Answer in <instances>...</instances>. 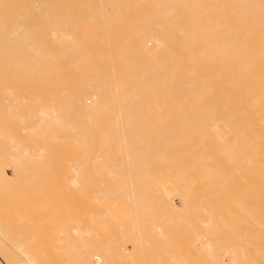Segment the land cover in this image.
<instances>
[{
  "label": "bare ground",
  "instance_id": "1",
  "mask_svg": "<svg viewBox=\"0 0 264 264\" xmlns=\"http://www.w3.org/2000/svg\"><path fill=\"white\" fill-rule=\"evenodd\" d=\"M23 2H24L23 0H0V74H1V69L2 68H4V70L2 72H5V71L9 70L8 67H10V76L13 75L12 77L15 76L17 78H26V80L29 78L31 81L28 80V83L33 82L34 84H36L39 81L38 73L40 72L42 74L40 80L41 79H42V81L45 80L46 84H48L47 88H49L50 87L49 85L52 83V81H49L48 79H50V78L51 79L53 78V79H56V80L58 79V81H56V80L53 81V82H56V83H53V84H56V89L55 90H58V87H59V91H57V92H60V91H62L64 89V87H61V85H63V83L66 80H67L66 83L67 84L69 83L68 82L69 80L65 78L66 76H69L68 78H70V80H71V78H75V80L74 81H70V85H72L71 87L68 84L69 87H70V89L68 90V93H67V89L66 88H65V90H63V91H66V92L62 93V98L55 99V98H51V95H49L51 100L50 101L47 100L48 103L46 102V103L40 104L39 102H37L38 101L37 97H34V100L36 98V100H35L36 102L35 103L36 104L39 103V104H38L37 109H35L34 111L32 110V111L29 112L31 114L27 113L28 112L27 110H29V109H26L25 111L22 110V106L23 105H21L20 110H19L18 107H16L17 105H20V104H17V103H20V102H21V104H24V107H26V108H28V106H27L28 104H25V100H27L26 98L24 99V101H20L22 99H21V97H18V95H16V91H15V95L16 96H14V97H15V99L18 97L16 99V101L17 100L18 101H17V103H15V99H13V97H12L14 95L13 94L14 88H13V90H12V88L11 89L7 88L8 87V82L9 81L11 82V79H9V80L7 79L8 81H5V83H7L6 86H2V84H4V80H0V84H1L0 86L2 88H4V89L1 88V90H0L1 92L0 93L3 95L2 90L3 91L5 90L6 91L4 93L5 96L3 95L4 98L7 95L6 93H8V96H10L11 100L12 99L14 100V103H15V104L13 103L15 105L14 107H16L17 110H19V111L15 110L13 105L10 104V103H12L10 101V99H9L10 103H9L8 100H7L8 102L5 101V99H7L8 96L5 99H3L2 95L0 94V101L1 100L3 101L2 105L5 104L4 106H6L7 109H8V107L9 108L13 107L14 110H15V112L14 111H10L11 109L10 110L9 109L5 110L4 107L2 106L4 110L2 112V116L0 117V120L3 123V124L0 123L1 125H3V126L0 125V264H59V263L60 264H74V263H76V264H106V263H108V261H109L108 258L103 257L102 254L99 255L100 257H94V255H95L94 252L95 251L92 254L91 252L87 251V247H85V245L82 244V247H80L79 246V245H81L80 241H79L80 244L77 243V245H75V246H77V248L80 249L81 252L80 253L78 252V254L74 253L75 255L74 254L72 255V252H74L72 250H74V249H72L70 245H69L70 248H68V243L67 242H69V239H68V241H65V240L61 239L62 237H58L60 239L56 240V242L61 243L62 241H65V243H67L66 249H64L65 252H66V255H65V252L62 251V252H64L63 255H65V256H61V257L52 256L51 254H52L53 251L50 252L49 255L44 254L45 248H47V247L44 248L42 246H39V244H37V246H35V243L31 240V238L33 237L32 239H34V241H35V237L36 236L35 237L34 236L30 237L31 232H33L32 234H34V229H36V227H35V225H36L35 222L36 221L34 222L35 225L32 224L35 228H33L32 229L33 231H31V227H30L29 231H31V232L27 233L28 232V230H27L26 233L29 234V236H27L25 238L26 234L21 229V227H19L20 226L19 224H22V221H20L19 217L24 218L25 215H23L22 212L25 210L26 207L24 209H23V207L25 205L29 204V199L25 200V201H27L26 202L27 204H24L25 201L22 202L24 205H22V203H21V205H19L20 204V202H19L20 200L17 201L18 206H20V207L15 206V205L14 206L11 205L13 207H16L15 209L13 208L14 210L11 208V206H9V204H10L9 202H7V204H8L7 207L4 205V204H6L5 203L6 201H4V200L8 201V199L5 198V197H7L5 195H8L6 193H9V191H10L9 188H7V190H6V187L10 186L9 184H7V182L10 180V177H9V179H7L6 173L4 172V169H3L4 166L2 167V165H4V163H5L4 161H6V164L10 165L8 167H12L11 165H13L14 163L13 164H8L7 163L9 161L11 162V159H13L12 162L14 161L15 163L17 162V161H15V159H20V160L24 159V161L25 160L29 161L33 157H34L33 160L34 159L36 160V158H37L36 161H38V159H40V158L42 159L41 153H42V155H44L43 156L44 160L46 158L49 159V157L52 156V154H53L52 153L53 150L55 152H57L58 148H55L56 146L54 147V145L56 143H59L60 140H62V143L66 140L67 141V145L66 146H68V143H69V145L72 146V144H74V142L82 144V143H87L86 141L90 140V142H92L93 147L91 146L92 149L89 148L90 150L88 151L89 152L88 153L89 154L88 157H90L89 158V162H91V158H93V156L95 157V155H98V154L100 155V153H101L102 157L107 159V155L110 154V153H108L109 151L111 152L113 150V153H114L115 152L114 150H117L119 152H121V150H123L120 153L121 154V158L119 160L127 162V163L124 162L126 165L125 164H123V165L127 169L128 173H130L129 171L133 172L134 170L137 171V169H139V167L135 164V162H137V164L138 163L141 164L140 162H144V160L148 161L152 157L150 160L154 164V163H157V161L158 162L161 161L162 159L161 160H159V159L162 158V156H163V158H165V153L167 155L168 154L167 152H171V151L167 150L168 148H166L167 152L165 151V153H163L165 149L163 150V148H161V147H164V146H161L158 149V147L156 148V146H160V145L156 144V146H153V145H155V143L152 145L150 140H154V139H156V140H164L165 143L166 142L170 143V145L172 143L174 144L176 142L178 143V142H186V141L188 142L189 141L188 143L191 142V144L193 146H195V147L197 146V148L194 147L195 150L196 149L197 150L201 149L202 153H203V151L206 150V149L204 150V148L202 150V148L200 146L198 148V145H197L203 139H195V140L191 139L190 137H188V135H189L188 133H191V132L182 133L181 132V128H182L181 125L169 126L168 128H166L167 131L164 132L165 135L162 136V137H155V138L152 137V135L154 134V131H153V128H152V126L154 127V125H152L153 124L152 122H154V120L152 121V118L154 117V114L152 113L153 116H150V117L146 116L145 115V113L147 111L146 109H152L151 111L154 112L153 111L154 109H161V108H164V109H167V110H180V109L182 110V108L185 107V106H187V107H189L191 109H200V108H202V109L203 108H205V109H209V108L214 109L215 108L217 110V108H218V110H219V108L220 109L222 108L221 110H223V111H224L223 108H229L230 110L229 109L228 110L225 109L226 110V111H224L225 115H226V112H229V114L231 115L230 111H232V110L235 111L234 115H236V116H238L236 113H238V111L241 110L242 111L241 118L244 117V118L247 119L246 116L248 115L249 120L245 121V123H244L243 118L242 119L240 118L241 120H243V124H242V126H239L240 123H238L237 127L238 128L241 127V128H239V131L236 130V129H233V127L235 128L236 123H234L235 125L233 126V122H231L230 119H228V120L231 123L229 121H227V119H225V122L229 123V124L227 123V125H226L227 127L231 124L230 127H228V128H231L230 130L233 129L234 131H232V132L237 131L238 133L237 132H235V133H237V134L240 133L241 134L242 132L240 130H244V129L247 128V131L249 133L246 134V135H245V133H242L243 135L240 138V142L239 143L236 142L237 144L236 143L234 144L232 142L233 138H231L232 137V135H231L228 145L224 146L223 145L224 142L222 143L223 147L221 148V152L226 154V156H227V154L231 155L232 153L235 154V155L237 154V156L234 155L235 157H238L239 155H241L244 159H246V160L243 161V163L244 162L246 163V161H247L249 163L248 166L251 165L250 168L252 166H254L253 168L256 167L255 170H256V172L258 171V173L260 172L259 170H262V173L260 172L261 175H258V176H260L259 177L260 180L257 181V183H256V185L254 187H253V184H252V188L255 190V194L257 193L256 191H258V194H259V191H260V195H261V192H262V195H261L262 198H259L260 196L258 194H256L257 197H258L256 199H259L260 201L262 199V203H264V195H263L264 194V175H263L264 174V128H263V123H264V0H153L152 1V5L156 7L155 8V14L140 17V19L136 23H133V24L130 25V28H131L130 32H128L127 34H121V35L118 34L116 36H113L111 40H110L111 36L107 34L109 32H104L105 35L104 34H100V35H96V36L90 35V37H82V36L80 37L79 35L74 33L72 31L73 28L77 27V26H80V24L82 23L83 20H88L90 18L95 19L96 17L90 16L87 13L78 14V13L74 12L72 9H66V10H63V11H56V9H59V5L63 2V0H29L27 2V4L30 3V5L32 7H35V9H34L35 12H36L35 16L40 19V21H37V22H34V23L29 21L28 17L32 18V14L30 13V11H27L25 9V4H23ZM90 20H92V19H90ZM167 27H171V28H173V30L168 33L167 30H166ZM47 28H51V29L47 31L46 30ZM34 29H41V31L35 32V31H33ZM124 35H126V36L124 37ZM104 44H112V45H114L115 46L114 47L115 48V52L113 54L98 55L97 56V60L99 61L100 59H103L104 63L99 64L101 68L93 70V68L96 65V63L93 61V58H92L91 54L89 53V49L90 48H97L98 46H103ZM35 76L37 78V81L35 80L36 83L34 82V79H32V77H35ZM46 79L48 80V82L46 81ZM60 80H61V83L59 85L57 82H60ZM42 81H41V83H43ZM45 82H44V84H45ZM72 82H75L74 85H73ZM33 83H31V84H33ZM66 83H64V84H66ZM67 84L64 85V86L68 88ZM9 87H10V85H9ZM42 87H44V90L46 89V86H41V88ZM5 88H7L8 90L10 89V93L12 92V94L7 92V89H5ZM51 88L53 89V86L50 87L49 89H51ZM53 90H51L52 92L49 93V90L47 89L46 90V91H48L47 94H52ZM41 92H43V91L41 90ZM45 94H46V92L44 94L42 93V95H45ZM54 94H52V95H54ZM42 95H39L40 100H44L45 99L44 98L45 96H42ZM57 95H59V93L56 94L55 97H57ZM39 97H38V99H39ZM41 97H43L44 99L41 98ZM4 101L7 103V105H6V103ZM31 103H33V102H31ZM33 106H32V109H34ZM36 106H34V107L36 108ZM0 107H1V104H0ZM109 110H112V112L113 111H116V112L112 113ZM144 110H145V112H144ZM211 110H210V112L212 113ZM221 110H219L220 112L219 111L218 112L220 114L222 112V114H223V111H221ZM0 111H1V108H0ZM93 111H95L96 117H91V118L88 119L89 114H92V113L94 114ZM105 111L111 113L112 116H111L110 119H107V120H105L106 118L102 119L103 115H102V117H100V113L103 112L101 114H104ZM245 111L248 112L250 115L249 114L246 115ZM10 112H14V114L13 115L11 114L12 115L11 116ZM97 112H98V114H97ZM107 112L104 114L105 116L106 115L108 116ZM121 112H123V114ZM128 112L130 114H132L131 115L132 117L127 114ZM141 112H143L144 114H142ZM179 112H181V111H179ZM210 112L208 114H206V112L204 111V113L206 115H209ZM218 112L216 114H218ZM240 112H239V117L241 115ZM5 113H6V116L9 114L10 117L13 118L11 120H14L16 114H17V116L20 117V119L24 120V121L21 122L20 119H18V121H20V123L19 122L18 123L16 122V123L18 125V124H22L24 122V124L26 125V126L23 125L24 127L23 126H19V132H21L20 129H22V128L26 129V132H25L24 135H23L24 131L21 132L22 134L18 135V137L24 136L23 137V141H21V142L23 143V142L27 141V143H28V144L26 143L27 146L25 145V143H23L25 146H20L19 144H22V143L18 144V142H15V140L17 138L16 137L17 134H20V133H17L18 132L17 131L18 128H17V130L12 131L11 129H13V128L6 127V126L4 127L5 121H9V119H10L9 116H7L8 119H4V117H6V116H3V115H5ZM24 113L28 114L27 117H26V115H24ZM110 113H109V115H110ZM114 113L115 114L117 113L118 115L114 116L113 115ZM133 113L135 114V116H134ZM243 113L245 114V116H243ZM125 114L128 115V116H125ZM139 114H142V115H139ZM213 114H211V115L213 116ZM216 114H214V116H218L219 115V114L218 115H216ZM97 115L99 117H97ZM144 115L146 117H149V119L145 118ZM147 115H150V114H147ZM221 115H219V116H221ZM225 115L224 116L222 115V117L226 118ZM234 115H233V118H232L233 121H234V118H235ZM142 116H144V117H142ZM209 116H207V117H209ZM227 116H229V115H227ZM19 117H17V118H19ZM108 117H110V116H108ZM190 117H193V116L190 115ZM222 117H221V119H222ZM150 118H151V120H150ZM229 118H231V117H229ZM99 119H102L103 121L101 120V122H100ZM129 119L134 121V123H132V125H131V123L129 125V123L126 122V120L128 121ZM146 119H147V122L149 124H147L146 121H145L146 122V124H145V122L143 121V120H146ZM174 119L182 120L183 116L179 115V116L174 117ZM211 119H215L214 121H216L219 118L217 119V117H214V118H211ZM108 120H109L110 123L106 122ZM133 121H131V122H133ZM221 121H224V120L222 119ZM221 121L218 122L219 123L218 125L222 124ZM97 122H99L100 125L101 124L102 125L101 126L98 125ZM102 122H104V123L106 122L108 124H103ZM210 122L211 121L209 120V124H211ZM246 122H248V126H247ZM12 124H13V121H12ZM145 125H151L150 129H152V130L149 131V126L147 127ZM226 126L224 124V126H222V127L225 128ZM231 126H233V127H231ZM3 127H4V129H3ZM20 127H22V128H20ZM6 128L7 129L10 128L9 130H11V132H13V133L16 132L17 134L15 133L14 137H13V133L10 136H9V134L7 136H5L6 134L4 135V132L6 131ZM146 128H147V130H146ZM193 128L195 129V126ZM228 128L225 129V130L228 131ZM194 129H192V130H194ZM27 130H29L30 135L32 134V132H34L36 130V132H34V134H32L33 137H35V141H34V138H32L31 140H28V139L26 140V135L29 134V133L27 134V132H28ZM144 130L146 131V133L148 131L149 132L146 134L144 132ZM185 130H187V129H185ZM7 132H9V131L7 130ZM229 132H231V131H229ZM217 134H219V133L217 132L216 135ZM220 134L218 136L221 137L222 135H220ZM232 134H234V133H232ZM41 135H44V136L41 137ZM228 136H229V134H228ZM239 137L240 136H237V138H239ZM18 139L19 138H17V141L20 142V140L22 138L20 140H18ZM29 139H30V137H29ZM43 139H44V141H43L44 144L42 143ZM227 139H229V138H227ZM203 141L201 143H203ZM219 141H221V140H219ZM225 141H226V137H225ZM29 142H31V143H29ZM33 142H37V143L35 144ZM38 142H41V144L38 145L39 144ZM70 142H71V144H70ZM142 142L148 143V147L146 146L145 149H142L143 148L142 146H145ZM47 143H48L49 146L53 145V147L48 148L49 146L47 145ZM50 143H53V144L50 145ZM62 143L60 141L59 144L65 145L64 143L63 144ZM59 144H56V145L59 146ZM85 145H84L85 148H83V146L82 147L79 146V147L81 149H83V150L85 149V152H87V150H88V149H86L87 145L86 146ZM89 145H91V144H89ZM66 146H64V148H68L69 147V149H72V148H70V146H68V147H66ZM75 146L78 149V146L76 144H74V147ZM95 146H97L98 148H95ZM110 146H112V148ZM133 146H137V147L141 146V147L140 148L131 149V147H133ZM189 146L190 145H188V147ZM204 146H205V144H204ZM150 147L153 150L149 149L150 150L149 152L145 151V150H147ZM206 147H208L209 150H210V148H213V146L212 147L206 146ZM214 147H216V146H214ZM61 148H63V147L61 146ZM155 148L157 149V151L159 150L158 152H161L163 155L158 153L159 157L161 155L162 156L160 158L157 156L158 157V158L156 157L157 160H155L153 162V160H154L153 157H155L157 155V152H155L156 151ZM81 149H79V150H81ZM232 149H235V150L231 153ZM79 150H78V153L76 152L77 150H75V149H74L75 152L73 151V149L72 150H68V151L65 152L67 155L69 154L68 156L70 157V159L72 158L71 161L73 162V164H75L74 161H76L78 158H79V160H77L76 162L80 161L81 159L83 160V158H87L86 154H81V152L83 153V150L80 151V152H79ZM182 150H184L186 152V153L185 152H183V153L187 154V152H188L190 155H191V153L189 151H191V152L193 151L194 153H192V154L194 156H198V153H196L197 150L195 151V150H193V148L192 149L190 148L189 151H186L185 149H182ZM71 151L74 152L73 153L74 154V159L72 157L73 154H72ZM173 151H175V149H173ZM208 151L205 152V155H203V157L207 155L208 158H209L208 160L210 161V159H211L212 162L215 163L214 157L212 158L209 155L210 153L208 154ZM213 151H214V149H213ZM213 151H212V153H213ZM96 152H98V154H95ZM150 152H153L156 155L153 156L154 154L152 153V155H151ZM177 152H179V154H180V151H177ZM198 152H200V150ZM6 153H8L9 156ZM46 153L48 155L50 154V156H48ZM57 153H59V152H57ZM57 153H55V154L57 155ZM60 153L62 154V158L61 159L57 158L58 159L57 161L65 159V156H64L65 153H63L62 151ZM60 153H59V158L61 156ZM70 153H71V155H70ZM75 153L79 154V156L81 155L82 158H81V156L77 158V155ZM113 153L111 152V156L110 157L112 158L113 156H116V158H117L119 154L117 153V155L116 154L114 155ZM174 153L176 154V152H174ZM195 153H196V155H195ZM55 154H53L54 157H50V158L51 159L54 158L55 161H56ZM104 154H106L105 155L106 157L104 156ZM146 154H148V155H146ZM170 154H172V152ZM45 155H47L46 158H45ZM99 155L97 157L98 158H102ZM232 155L230 157L227 156V157H229V159L227 157L225 159H228V160H231V161L235 160V159L241 160V156H239L240 158H234ZM5 156H6V158L9 159L8 161H7V159L3 158ZM68 156H67V159H68ZM147 156H148V158H147ZM149 156H151V157H149ZM168 156H166V158ZM178 156L181 157L180 155H178ZM186 156H188V155H186ZM199 156H202L201 153H200ZM199 156L198 157H193V156L190 157L189 156V159L190 158L192 159V157H193V159L194 158H199L200 159L201 157H199ZM214 156H215V154H214ZM9 157H14V158L10 159ZM75 157L77 158L76 160H75ZM97 157H95V159H97ZM170 157H172L171 158V160H172V159H174L177 156L174 157V155L172 154V156L170 155ZM231 157H233L234 159H232ZM2 158L4 160H2ZM116 158L114 157V160L111 159L110 161H112V160L115 161ZM182 158H183V155H182ZM48 159H46L47 164H49L50 161H51V159L50 160H48ZM53 160H52V162H53ZM85 160H83V161H85ZM94 160H92V161H94ZM119 160L115 161L116 162L115 166L118 163L121 164V162H119ZM131 160H133V162H132V164H130V166L133 165V163L135 164V166L132 167V170H131V167L127 166V164L131 163ZM163 160L167 161L166 159H163ZM171 160L168 157V161H171ZM194 160H192V161H194ZM205 160L207 162V159L203 158V161H201V164L203 162H205ZM2 161L4 163H2ZM87 161H88V159L85 162L86 164L83 163V162H82V164H81V162H80V164L76 163L75 166L73 167V169L75 167H77L78 165H80V166L82 165L81 167H83V164H85L87 166V164H88ZM99 161H97L96 165H94V163H92V165H93L92 167H95V169H93V170H96V168H97L96 166H97ZM103 161H104V162H102L103 168H105V167L107 168V166H110V163L107 162L109 164V165H107V164H104V163H106V161L104 159H103ZM128 161H130V162L128 163ZM181 161L183 162V160H181ZM188 162H190V161H188ZM222 162L221 161L217 162L218 164L216 163V165H219V163H222ZM235 162H236V160H235ZM237 162H239V161H237ZM241 162H242V160H241ZM27 163L29 164V162H27ZM31 163H34V164H32L31 166L26 164V166L28 165L26 168L32 167L34 165L36 166L37 162L33 161ZM111 163H113V162H111ZM172 163H173V161H172ZM190 163H188V164H190ZM192 163L195 164L196 161H194ZM192 163H191V165H192ZM207 163H209V162H207ZM230 163H232V162H230ZM243 163H242V165H243L242 169L244 170V166L245 165ZM6 164H5V166H7ZM39 164L41 165V163H37V166ZM45 164L46 163H44L43 165H45ZM113 164H112V166H113ZM145 164H146V162H145ZM145 164L143 165V163H142V165L146 166V168H147L148 165H145ZM147 164H149V163H147ZM161 164H163V163L160 162V165ZM168 164L171 167V164L170 163H168ZM173 164H172V167L174 168L175 165H173ZM182 164H184V163H181V165ZM198 164H200V163H198ZM201 164H200V166H204V165H201ZM43 165H41V166L43 167ZM104 165H105V167H104ZM164 165H166V163ZM233 165H234V163H233ZM41 166H39V167H41ZM46 166H48V165H46ZM71 166H72V163H71ZM80 166H79V168H81ZM152 166L155 167L154 165H152ZM156 166L158 168L160 167V170H161V166H159V163ZM180 166H179V168H180ZM183 166H185V165H183ZM188 166H185V170H184V167H181V168H183V172L182 173L180 172V173L183 174V175L186 173V172L184 173V171H188L187 173H189L192 170L193 166H191V169L189 168L190 170H186V169H188V168H186ZM213 166H215V164ZM231 166H232V164H231ZM50 167L51 166L49 165L48 168H50ZM92 167H88V169L89 168L92 169ZM99 167H100V169H99ZM122 167H120L119 171H117L119 168L115 167L116 171H117L116 173L117 174L119 172L123 173L122 176L125 178V180H122L123 177H120V178H121V181H122L123 185L125 187H127V188L124 187V188L120 189V188H118L116 186L117 189L113 188L112 190H110V188L108 187L109 188L108 190H105L104 192H100V193H103L101 195H103L104 199H107V196H108L109 197L108 200H109L110 196H113V194L119 189L118 191H122L124 196L127 199L133 200V198H135V195L137 197V194H136L137 191H135L137 188H135V190H133L131 188V186L133 185L134 182H137L136 185L138 184L137 186H139L138 190H140V187L144 188V190H145L146 186H147V185H145L147 183V180L148 179L151 180L153 176H156V175L158 176V174L154 175L153 171L157 170L160 173L163 171V170L159 171L158 168H156V167L155 168L152 167L153 170H152V168H150V171L152 170V175L150 173H148V172H147V174L143 173L142 174V178L146 177L148 179L147 180L143 179V181H142V178H141V180H140V181H142V183H141L140 181L138 182V180H137L141 176L138 177L137 175H140L139 173H142V172H139V171L144 170L143 168H145V167H143L142 169L140 168L141 170L137 171V172H139L138 174H136L135 171L132 173V174L135 173V177H133L134 175H132V177L135 178L136 181H134L132 183V185H131V182H132V180L130 178L131 175L127 174L126 171L123 170L124 168H122ZM149 167H151V165H149ZM172 167L171 168L168 167V170L169 169L172 170ZM199 167L196 165V168H199ZM207 167H208V165H207ZM209 167H212V166L209 165ZM219 167L221 168L220 165H219ZM234 167L237 168L238 166L234 165ZM13 168H15V166H13ZM13 168H12V170H13ZM32 168L35 170V167H32ZM32 168H31V170L33 171ZM52 168H54V167H52ZM101 168H102L101 166H98V168H97V170L95 172H98V171L103 169V168L102 169ZM111 168H114V166L111 167ZM111 168H109V167L107 168L109 173H110L109 175H111V172L113 173V170H115V169L112 170ZM121 168H122V170H121ZM129 168H130V170H128ZM181 168H180V170H181ZM193 168H195V165H194ZM203 168L202 169L204 171H202V169L200 170V172L202 171V175H203V172H206V170H208V169H206V166H204ZM217 168H216V170H217ZM236 168H233V169L237 170ZM42 169L45 170L46 172H49V170H50V169H48V171H47V169L41 168L40 170L42 172H39L40 176L43 173ZM76 169H74L72 172H74ZM230 169H232V167ZM247 169H248V167L245 170H247ZM22 170L20 171L19 167H18V170L16 168V171L18 172V174H19V171H20V173L23 172V171L24 172L26 171V170H23V171ZM81 170H83V169H81ZM81 170L80 171L76 170L74 173L75 174H79L77 172H81L82 173V172L85 171V170H83V171H81ZM170 170H169V172H172ZM210 170L207 171V172H212ZM216 170L214 172L215 175H216V172L217 173L219 172L218 170L217 171ZM225 170H226V168H225ZM235 170L234 171L233 170H229V171L227 170V171L229 172L228 174L230 175V173H232L230 171H233L235 173ZM238 170L239 171H237V172L239 173L241 171V169H238ZM69 171L71 172V170H69ZM105 171H107V170L105 169ZM146 171H147V169H146ZM146 171H144V172H146ZM173 171L175 173V171H177V170L175 169ZM194 171L195 170H193V173H194ZM213 171H214V169H213ZM222 171H223V175H224L225 172H227V171H224L223 168H222ZM46 172H44V174ZM101 172H103V171H101ZM101 172H99L100 173L99 175H101ZM164 172H166V171H163V173ZM241 172H240V174L243 173V172L242 173ZM107 173L108 172H106L105 174L108 176ZM174 173H173V176H174ZM191 173L192 172H190V174ZM23 174L21 173L20 177H22V176L24 177L25 174L24 175ZM33 174L36 175V176H34V180H35V177H36V180H37L38 169L36 171V174H35V172H33ZM117 174H116L117 177H119L118 175L121 176V174H118V175ZM148 174H150L152 177L150 175H148ZM169 174L170 173L167 174L168 177H169ZM186 174H185V178L184 179H186V181L188 183V179L190 177L188 175V179H187ZM205 174L203 176L204 177H208L209 180H210L209 177L213 176V174H211V173H209L211 176L210 175L208 176L207 175L208 173L206 174L207 176ZM246 174H245V176H246ZM26 175H28V173H26ZM26 175H25V177H26ZM30 175H32V174L29 173V176ZM73 175L74 174L72 173V176ZM176 175L178 176V174L175 173V176ZM183 175L181 177H184ZM202 175H201V178L204 180V177H202ZM215 175L213 176V178L215 177L214 178L215 181L211 178L212 180H210L209 184H214L215 185V183H217V184L219 182L223 183L222 182L223 180L221 181L219 179L220 178L219 175H216V176ZM18 176L19 175L15 176V177H18ZM29 176H27V177H29ZM148 176H150V177H148ZM196 176H197V178L199 177L198 175H196ZM240 176L241 175H239V177ZM245 176L243 177V180L244 179L245 180L248 179V181H250L249 178H245ZM15 177L11 176V178H14V179H15ZM27 177L25 179L20 178L22 180H20V179L19 180L20 181L26 180V183L29 182L28 184H29V186H31L32 184H30V181H31V183H33L32 182L33 175L31 176V179L29 181H27ZM41 177H40V180L42 179ZM181 177H180V180H183ZM217 177H219V178L216 179ZM73 178H74V176L72 177L71 182L74 185L75 181H77V180H75L76 178L75 179H73ZM106 178H108V177H106ZM129 178H130L131 181L129 180ZM156 178L160 180V176H159V178L158 177H156ZM156 178H154L155 180L152 179V180L155 181V182L151 181V182H153L152 186L151 185H150L151 187L148 186L150 188V189L148 188V190L151 191V192H154L151 188H153L156 185H158V183L156 184V182L158 181ZM14 179H13V181H14ZM89 179H91V178H89ZM230 179H232V178H230ZM16 180H17V178H16ZM40 180H39V183H40ZM112 180H113V178H112ZM114 180H115V178H114ZM239 180L242 181V179H240V178H239ZM177 181H178V179H177ZM189 181H191V180H189ZM195 181H193L194 183L191 182V184L193 183V185H196L195 183H197V181L196 182ZM241 181L239 183H241ZM246 181H245V183L247 184ZM3 182H4V185H6V186H2ZM16 182H17V186L19 185L18 187H20L22 182L18 183L19 181H15L13 183H16ZM41 182H42V180H41ZM143 182L145 183L143 185L145 187H143L142 185L140 186V184H143ZM151 182L149 181L148 183H151ZM158 182H160V181H158ZM201 182L202 181H200L199 183H201ZM205 182H208V181L205 180ZM205 182L203 184H205ZM13 183L11 184L13 186V188L10 186L12 188V190H13L12 193L13 192L17 193V191H18V193L22 194V191H23L22 187L20 188L22 191L21 190H17L16 184L13 185ZM69 183H70V180H69ZM175 183L177 184L176 181H175ZM221 183H220V186L222 187ZM28 184H25V183L23 184L22 183V185H25V186L26 185L28 186ZM76 184H77V182H76ZM154 184H155V186H154ZM189 184H187L188 187L189 188H190V186L192 187V185H189ZM207 184L204 185L205 188L207 187ZM246 184L245 185H243V184L239 185L238 184L239 185L238 187H240V186L242 187L243 190H241V191H243V193L246 192V190H245L246 188H247V193H249L248 192V188L249 189L251 188V186H250L251 184H249V182H248V185H246ZM115 185H114V187H115ZM25 186H23V187H25ZM36 186H37V184H36ZM137 186H135V187H137ZM201 186L202 185L200 184V187ZM247 186H249V187H247ZM1 187L7 192L3 191V189H1ZM40 187L41 186L39 185V187L37 186L36 188H40ZM224 187H227V186L223 185L222 188H224ZM14 188H16V190H17L16 192H15ZM32 188H33V185H32ZM42 188H43V186H42ZM42 188H40L38 190L42 191ZM24 189H26V187ZM27 189H29V188H27ZM114 189H116V190H114ZM185 189H187V187ZM190 189H192V188H190ZM190 189L188 190L189 192H190ZM207 189H205V190H207ZM253 189L250 190V192L253 191ZM205 190L203 189V191L206 194ZM33 191H34L33 192L34 197H35V194H36V197L39 196L38 195L39 193H37L36 190H33ZM140 191H138L137 193L139 194ZM175 191H173V193ZM210 191L211 190H207V192H210ZM241 191L239 190L238 192L240 193ZM27 192H29V191L26 190L25 193H27ZM142 192H143V189H142ZM151 192H149L150 196L149 195H145V197L148 196V198L146 197L147 199H145V202H147V201L151 202V200H148L149 198L152 197L151 194H154V193H151ZM180 192H181V190H180ZM185 192H186V190H184L182 195H184ZM10 193H9V195H10ZM29 193H31V190H30ZM187 193L184 195L185 198H187V199H189L190 197L192 198V196H194L193 195L194 193L191 192V193H193L192 196L189 195V197H187L186 196ZM211 193H212V191H211ZM221 193H222V191H221ZM233 193L235 194L236 190ZM233 193H231V194L233 195ZM243 193H242V195L245 196V193L244 194ZM214 194L217 195V192L214 193ZM22 195H25V194H22ZM22 195H19V196L17 195V197H20ZM31 195L32 194H30V196ZM154 195L156 197V195H157L156 192H155ZM158 195H161V194L158 193ZM195 195H196V193H195ZM197 195H198V193H197ZM240 195L241 194H239L238 196L240 197ZM248 195L250 197L252 196L251 193H249ZM256 195H255V197H256ZM10 196L11 197H9V198L12 199V195H10ZM14 196L16 197V194ZM27 196H23V197L24 198L26 197V199H27L29 197V196L28 197ZM115 196H113L112 200H114ZM139 196H141V192H140ZM164 196L168 197L169 195H167V192H166V195L164 194ZM162 197H163V193H162L161 196H157L156 198L158 199V201L160 200L162 202L163 201V199H161ZM198 197H197V199H198ZM217 197H218V195H217ZM234 197H235V195H234ZM236 197H237V194H236ZM252 197H254V195ZM252 197H251V199H252ZM255 197H254V199H255ZM139 198H141V197H139ZM152 198H154V197H152ZM200 198L204 199V196H202ZM11 199L9 200L10 202H11ZM157 199H155V200H157ZM187 199H185V201ZM197 199L195 200L196 202L194 204H197ZM21 200H22V198H21ZM136 200H138L137 201L138 204H136L137 207H140L139 206V202H140L139 199H135V201L133 200V202L130 203V204H133L134 202L137 203ZM183 200H181L182 204H183ZM210 200L211 199H209V201ZM219 200H221V199H219ZM243 200H244V198H243ZM142 201H144V198H143ZM198 201H200V199ZM201 201L203 202L204 200H201ZM201 201H200V204L202 203ZM232 201H235L233 206H235V204H238L236 202H239V203L242 202V201H238V200H235V199H233ZM254 201H256V200H254ZM211 202L213 203L214 201H211ZM246 202H248V201H245V202L243 201L241 203L242 206ZM258 202L257 203L255 202V203L258 205L260 203V202L259 203ZM17 203L13 202V204H16V205H17ZM170 203L172 205L173 202H168L169 206H170ZM189 203H186V206H187V204L189 205ZM113 204L115 205V202ZM141 204H143V203H141ZM182 204H181V207H182ZM220 204H222V203H220ZM241 204H240V206H241ZM253 204L254 203L251 204V207H252V209H255V205L256 204L254 206H252ZM133 205H135V204H133ZM145 205H146V203H145ZM192 205H193V203H192ZM201 205H203V204H201ZM211 205L212 204H210V206ZM246 205H248V203ZM257 205H256V207H257ZM34 206H37V205H34ZM113 206H112V208L114 209ZM132 206H131V209L132 210L133 209L136 210L135 207L132 208ZM163 206H166V205L164 204ZM17 207L21 210V214L23 215L22 216L21 214H19V215L17 214L18 215V219L21 222L19 224L17 223L18 222L17 219H14L13 216H8V213H10L11 210H12V213L14 212L13 214L16 215L15 214L16 213L15 210L18 209ZM147 207H149V206H147ZM153 207L154 206L152 204V206L150 205V210L145 208L144 211L147 210L146 211V213H147L148 210H149L150 211L149 213H151V210H152L151 208H153ZM157 207H160V206H157ZM251 207L248 206V208H247L248 211H250L249 209H251ZM8 208H9V210H8ZM28 208H31V207H29V206L27 207V212L28 213H25V214L27 216L29 214V216L25 217L26 220L30 219L29 217L32 216V214L30 213V211L32 209H30V211H29ZM37 208H38V206L36 207V209ZM140 208H142V206ZM154 208H156V206ZM226 208H228V207H225V209ZM237 208H239V207H237ZM22 209H23V211H22ZM258 209L259 208L257 207L255 210L258 211ZM20 210H19V212H20ZM137 210H139V209H137ZM263 210L264 209L262 208V211ZM49 211H47V212H49ZM180 211L181 210H179V212ZM19 212L17 210V213H19ZM244 212L247 213V211H244ZM38 213H40V212L38 211L36 214H38ZM175 213H176V211H175ZM183 213H185V212H182V213H180L181 215L180 214L179 215L182 216ZM226 213L228 214V211ZM104 214H103V216H104ZM108 214H110V210H109ZM177 214H178V212H177ZM233 214L234 213H232V214L230 213L228 215L231 216ZM247 214H249V213H247ZM250 214L253 215L252 213H250ZM9 215H11V213ZM17 215H16V218H17ZM220 215H222V214H220ZM249 215L248 216L246 215V216L249 217ZM258 215L260 216V214H258ZM145 216L146 215H143V217H145ZM149 216L147 215L146 218L149 217ZM175 216H176V214L173 217L175 218ZM234 216H235V214H234ZM182 217L183 218L184 217L188 218V216H186V214H184V216H182ZM182 217H180V218H182ZM222 217L221 216L220 217L217 216L216 218H220L219 220H221V219L225 220L224 217L223 218ZM225 217H226V214H225ZM252 217L253 216H251V218ZM261 217H262V213H261ZM35 218L37 219V217H35ZM176 218H177V220L179 219L178 217H176ZM240 218H242V216L241 217L239 216L238 219L237 218H235V219L238 220V222H239ZM33 219H30V220H32L31 221L32 223L34 221ZM143 219H145V218H142V222H146L147 220L149 221V219H147V220L145 219L146 221L145 220L143 221ZM26 220L24 219V222ZM168 220L171 221L170 218ZM245 220L247 221V219H245ZM245 220H241L240 219V221H244V223L246 222ZM250 220L252 221V219H250ZM263 220H264V215H263ZM15 221H17V222H15ZM138 221H135V222L137 223ZM175 221H171V222H175ZM204 221H206V222H204ZM204 221L202 219V223H204V224L205 223L207 224L208 221H211V223H213L212 219L211 220L210 219L209 220H204ZM232 221H234V220H232ZM254 221H255L254 224H256V219H254ZM98 222H100V221H98ZM52 223L54 224V221ZM209 223L210 222H208V224H207V225H209V227L213 226V224H214V223L213 224H209ZM26 224H27V222H26ZM225 224H227V222ZM225 224H224V226H225ZM231 224H232V222H231ZM246 224H247V222H246ZM251 224H252V222L250 223V225ZM24 225H25V223H23L22 226H24ZM227 225L229 226V224H227ZM235 225H237L236 227H239L238 224H235ZM235 225L232 224L231 227H233ZM256 225L258 226V224H256ZM259 225H260V223H259ZM39 226H40V223H39ZM241 226H242V224H241ZM247 226H246L245 229H243L244 232L247 229L250 230L249 228H247ZM260 226H262V225H260ZM161 227L163 228V226H161ZM197 227L195 226V228H197ZM221 227H223V226L221 225ZM27 228H24V230L27 229ZM225 228L227 229V227H225ZM226 229H225V231H226ZM228 229H230V228H228ZM219 230H217V231H219ZM243 230L241 232H243ZM40 231H39V234H40ZM213 231H214V229H213ZM217 231H215V232L218 233ZM234 231L238 232L239 230L237 231V229H236ZM234 231L232 232V234L234 233ZM108 232H109V230H108ZM163 232H164V230H163ZM215 232L213 233L214 236L212 235V233L209 235V233L207 232L208 233V237L209 236L214 237V240L216 242H219V243H217V245L223 243L224 239H222L223 240L222 241L220 238H225L226 237V236L225 237L223 236L225 232L223 233V235L221 237L217 236L216 238H215ZM244 232H243V234H244ZM258 232L259 233H263L262 230L258 231ZM63 233H65V232H63ZM76 233H77V231H76ZM81 233L78 232L77 235L81 234ZM207 233L205 232L206 235H207ZM230 233L226 234V235H228L227 237L235 236L234 235L235 233L233 235H230ZM218 234H216V235H218ZM245 234L246 235L249 234V231L246 232ZM68 235H65V237L69 238ZM237 235H238L237 237H239V238L240 237L243 238V236H244V235L241 236L239 234H237ZM250 235H251V233H250ZM250 235H249V237H250ZM61 236H63V235L61 234ZM69 236H71V234ZM253 236H254V234H253ZM258 236H260V235L258 234ZM28 237H30V238H28ZM40 237L41 236H39V239H40ZM230 237H229V239H230ZM246 237L247 236H245L243 238V240L244 241L245 240L250 241V239L248 237L247 238ZM261 237H262V240H261L262 241L261 242L262 243V247H261V245L259 243L260 241L258 243L255 242L256 243L255 246L253 244H251L252 247L262 251V252L259 251V254L260 253H262V254L264 253V233L261 235ZM218 238H219V240L217 241L216 239H218ZM239 238H237L238 239L237 240L236 236H235L236 242L240 241L241 238L240 239ZM36 239H38V238L36 237ZM39 239H38V241H39ZM229 239H228V241H229V244H230L231 240H229ZM60 240H62V241H60ZM78 240H80V239H78ZM85 240H86V238H85ZM85 240L83 238L84 244H85V242H87ZM232 240H234V238ZM243 240H241V241H243ZM41 241L42 240L40 239V243H41ZM201 241H202V239H201ZM208 241H209V243L211 242L210 239ZM208 241H206V242H208ZM226 241H227V239L224 242L225 245L227 244ZM234 241L231 242V243H233L232 245H236V243ZM241 241H240V244L241 243L243 244V242H241ZM32 243L34 245H31ZM211 243H210L211 245H214L213 241ZM41 244H43V241H42ZM74 244H71L73 246V248H74ZM162 244H163V242H162ZM165 244H166V242H165ZM237 244H239V243H237ZM244 244H246V243H244ZM44 245L46 246V244H44ZM59 245H61V244H59ZM200 245H202L201 247H205L207 244L205 245V244L201 243ZM232 245L231 246L229 245L231 247L230 250L232 248L237 247V245L235 247H233ZM57 246H58V244L55 246L56 249H59L60 246H59V248H57ZM223 246L222 245H221V247L219 246L218 249H216V250L218 251L220 249L219 251L221 252L224 248H228L227 245L224 248H223ZM245 246H247L248 248L250 247L247 244ZM64 247H65V245H64ZM208 247L207 248L205 247V248L207 249V251L209 253H212L211 249H215L216 248L215 246H214L215 248L214 247L211 248L212 246H210V250H208ZM239 247H241V246H239ZM77 248H76V252H77ZM161 248H163V247H161ZM221 248H222V250H221ZM244 248H246V247H244ZM62 249H63V245H62ZM236 249L237 248H235V250ZM256 249H254V250H256ZM50 250H52V249H50ZM155 250L158 251L157 248L154 249V251ZM201 250H202V248H201ZM232 250L235 251L234 249H232ZM244 250H246V249H244ZM254 250L252 251V253H254L253 255L250 253L252 259H253V257L258 256V255L255 254V253H257V251L254 252ZM47 251H49V250H47ZM47 251L45 253H47ZM70 251H72V252H70ZM114 251H116V250H114ZM164 251L165 250H162V252H164ZM170 251H172V250H169V253L167 251H165V255L163 253L164 258H167L166 254H170ZM203 251H204V248H203ZM217 251L216 252L213 251V254H211V255H215L216 253H218ZM226 251L228 253L229 249L228 250L226 249ZM241 251L245 255L247 253H249L248 252L249 249H248V251H245V253L243 252V248L241 249ZM56 252H57V250H56ZM176 252H174V254ZM208 252L206 254L208 255V257H210ZM220 252L218 253V255L220 254ZM53 253L55 255V252H53ZM59 253H61V252L59 251ZM171 254H170V257H172ZM178 254H182V253L178 252ZM187 254H190V253H187ZM241 254H240V256H241V259H242L244 256L242 257L243 254L242 255ZM160 255H159V257H160ZM235 255H237V254H235ZM249 255L248 254L246 255L247 256L246 259H248V260L251 259V257H250V259L248 258ZM263 255H262V258H263ZM121 256H123V255L120 253V258H121ZM163 256L161 257L162 259H163ZM196 256L199 257L198 255H196ZM196 256H195V258H197ZM216 256H217V254H216ZM224 256H226V255H224ZM156 257H157V255H156ZM159 257H157V260L156 259H152V263L155 260H156V262L159 261L158 260ZM175 257H176V255H175ZM161 258H159V259H161ZM195 258L193 259L194 262H196V260H197ZM202 258H203V256H202ZM217 258H218L219 262H222L224 260V259L222 261L219 260L222 257H218L217 256ZM234 258H237V257H234ZM116 259H118V258H116ZM203 259H202L203 262L200 260V263H198V264H201V262H202V264L203 263L205 264L207 262V261L205 262V260H203ZM207 259H211V258H207ZM238 259H239V255H238ZM244 259H245V257H244ZM163 260H166V259H163ZM163 260H160L159 263H162ZM188 260H190V259H188ZM213 260L214 261L212 262V259H211V261H208L209 263L207 262V264H210L211 262H212L211 264H213V263L219 264L218 261L215 262L216 258H214ZM254 260H257V257H255L252 260V262ZM169 261H171V260H169ZM232 261L233 260H229L228 263H226V264H230ZM119 262L120 261L118 260V264H120ZM164 262H163V264H166L168 261H164ZM172 262H171V264H172ZM192 262H190V263H192ZM197 262H198V260H197ZM225 262H227V260ZM233 262H236V260H234ZM262 262H263V260H262ZM175 263L178 264L177 262H175ZM260 263H261V261L258 264H260ZM112 264H114L113 261H112ZM147 264H148V262H147ZM223 264H225V263H223ZM234 264H238V263H234Z\"/></svg>",
  "mask_w": 264,
  "mask_h": 264
},
{
  "label": "rangeland",
  "instance_id": "2",
  "mask_svg": "<svg viewBox=\"0 0 264 264\" xmlns=\"http://www.w3.org/2000/svg\"><path fill=\"white\" fill-rule=\"evenodd\" d=\"M24 2H23V4H25V9L27 10V11H30V13L32 14V18H30V17H28L29 18V21L30 22H37V21H40V19L39 18H37L36 16H35V14H36V12H35V7H32L31 5H30V3H28L27 4V2L29 1V0H23ZM153 1V0H152ZM152 1L151 0H63V2L59 5V9H56V11H63V10H66V9H72L74 12H76V13H78V14H84V13H87L88 15H90V16H94V17H96L95 19H93V18H90V19H92V20H90V19H88V20H83L82 21V23L80 24V26H77V27H74L73 28V32L74 33H76L77 35H79L80 37L82 36V37H90V35H93V36H96V35H100V34H104V32H109V33H107L108 35H110L111 36V38H110V40L112 39V37L113 36H116V35H121V34H127L128 32H130L131 31V28H130V25L131 24H133V23H136L139 19H140V17H143V16H147V15H153V14H155V6H153L152 5ZM27 4V5H26ZM51 28H47L46 30L48 31V30H50ZM166 30H167V32L169 33V32H171L172 30H173V28H171V27H167L166 28ZM33 31H35V32H37V31H41V29H34ZM105 35V34H104ZM126 35H124V37H125ZM115 46L114 45H112V44H104L103 46H98L97 48H90L89 49V53L91 54V56H92V58H93V61L96 63V65L94 66V68H93V70H96V69H98V68H101L100 67V65L99 64H101V63H104V60L103 59H100L99 61L97 60V56L98 55H104V54H113L114 52H115V48H114ZM52 50V49H51ZM8 69L9 70H7V71H5V72H2L3 70H4V68H2L1 69V74H0V80H4V84H2V86H6V84L7 83H5V81H8L9 79H11V82L9 81L8 82V87L7 88H12V90H13V88H14V92H13V99H15V97L14 96H16V95H18V97H21V99L22 100H20V101H24V99L26 98L27 100H25V104H28L27 106H28V108H26V107H24V104H21V102L20 103H17V101H16V99L18 98H16L15 99V103H17V104H20V105H17L16 107H18L19 108V110H20V107H21V105H23L22 106V110H26V109H29V110H27L28 112L27 113H29L30 111H34L35 109H37V107H38V104L40 103V104H43V103H46L47 102V100L48 101H50L51 100V98H55V99H58V98H62V93L63 92H66V91H63V90H65V88L67 89V93H68V90L70 89V87L72 86V85H70V81H74L75 80V78H71V80H70V78H68L69 76H66L65 78L66 79H68L69 81V85H70V87H69V85L66 83L67 82V80L64 82V83H66L67 85H68V88L67 87H65L64 85H66V84H64L63 82V85H61V87H64V89L62 90V91H60V92H57V91H59V85H60V83H61V80H60V82H57L59 85L57 86L58 87V90H55L56 89V84H53V83H56V82H53L54 80H56V79H48L49 81H52V83L49 85L50 87H52L53 86V89L51 88V89H49V88H47L48 87V84H46V82H45V80L44 81H42V79L40 80V78H41V76H42V74L39 72L38 73V75H39V83L37 82H35V80L37 81V78H36V76L35 77H32V79H34V82L36 83V84H34L33 82H30V83H28V80H30L29 78L26 80V78H17V77H12V76H10V67H8ZM15 74V73H14ZM21 77V76H20ZM8 79V80H7ZM73 79V80H72ZM48 80L46 79V81L48 82ZM31 81V80H30ZM33 81V80H32ZM41 81L43 82V83H41ZM56 81H58V79L56 80ZM64 81V80H63ZM44 82H45V84H44ZM76 82V81H75ZM75 82H72L73 83V85H74V83ZM10 83V84H9ZM31 83H33V84H31ZM1 85V84H0ZM9 85H10V87H9ZM41 86H46V89L44 90V87H42L41 88ZM55 87V88H54ZM1 86H0V90H1ZM7 88H5V89H7ZM2 89H4V88H2ZM10 89L8 90L7 89V92H9L10 93ZM49 90V93L50 92H52L51 90H53V93L52 94H54V95H52V94H47L48 93V91H46V90ZM41 90L43 91V92H41ZM15 91H16V95H15ZM46 92V94L45 95H42V93L44 94L45 92ZM1 92V91H0ZM2 92H3V95L5 96V90L3 91L2 90ZM59 93V95H57V97H55L56 96V94H58ZM61 93V94H60ZM1 94V93H0ZM7 95H6V97L8 96V93H6ZM10 94H12V92L10 93ZM2 95V94H1ZM2 95V97H3V99H5L4 98V96ZM20 95V96H19ZM39 95H42V96H45L44 98L43 97H41V98H43L44 100H40V97H39ZM48 97H47V96ZM49 95H51V98H50V96ZM61 95V96H60ZM53 96V97H52ZM1 97V98H2ZM34 97H37V102H39V103H35L36 101V98H35V100H34ZM38 97H39V99H38ZM49 98V99H48ZM9 99H10V101L12 102V103H10V101H9ZM12 99V100H13ZM9 101V103L10 104H12L13 105V107L15 106L14 104V100L12 101L11 100V98H10V96H8L7 97V99H5V101L6 102H8ZM4 101V102H5ZM41 101V102H40ZM2 100L0 101V104H1V111H0V117L2 116V112H3V110L5 109V110H10V111H14L15 112V110H17L16 109V107H14L15 108V110H14V108L12 109V108H9L8 107V109L6 108V106H4V105H2ZM5 102V103H6ZM27 102V103H26ZM31 102H33V103H31ZM14 103V104H13ZM48 103V102H47ZM31 104V105H30ZM36 106V108L33 106ZM6 105H7V103H6ZM9 105V104H8ZM30 105V106H29ZM4 107V109H3V107ZM32 106H33V108L34 109H32ZM24 107V108H23ZM31 109V110H30ZM212 108H209V109H205V108H200V109H191V108H189V107H187V106H185V107H183L182 108V110L180 109V110H167V109H164V108H161V109H154L153 111L154 112H152L151 110L152 109H146L147 111H146V113H145V115L146 116H153L152 115V113L154 114V117L152 118V121L154 120V122H152L153 124L152 125H154V127L152 126V128H153V131H154V134L152 135V137H162V136H164L165 134H164V132H166L167 130H166V128H168L169 126H176V125H181L182 126V128H181V132L182 133H185V132H191V133H188L189 135H188V137H190L191 139H193V140H195V139H203L202 141H203V143H201V142H199L197 145H198V148H199V146L202 148V150H203V148H204V150L205 151H203V153H202V151H201V149H196L197 150V152L196 153H198V156L200 155V153H201V155L202 156H199V157H201L200 159L199 158H194L193 159V157H198V156H194L192 153H194L193 151L191 152V151H189L190 150V148L192 149L193 148V150H195V148H197V146L195 147V146H193L192 144H191V142L190 143H188L187 141L186 142H176V143H172L171 145H170V143H165V141L164 140H156V139H154V140H150V142L152 143V145L155 143V145H153V146H156V144L157 145H160V146H156V148L158 147V149H159V147H161V146H164V147H161V148H163V150H164V152L163 153H165V151H166V148H168L167 150L168 151H171L172 152V154L174 155V157L175 156H177V157H175L174 159H172L171 160V158L172 157H170V155L172 156V154H170L171 152H167L168 154L166 155V153H165V158H163V154L161 153V152H158L157 151V149L155 148V152H157V155L155 154V153H153V152H150L151 153V155H152V153L154 154L153 156H155V157H153L154 158V160H153V162L155 161V160H157L156 159V157L158 156L159 157V154L158 153H160V154H162L161 156H162V158H160L159 160H163V159H166L167 161H165V160H161V161H157V163H152V161L150 160L152 157L151 156H149V157H151L148 161H145L144 159L146 158H144L143 160H144V162H140L141 164H137V162H135V164L139 167V169H137V171H139V170H141L143 167H145L146 168V166H143L144 164H145V162H146V164L145 165H148V167H149V165H151V167H147L146 169H147V171H146V169L145 168H143L144 170H141V171H139V172H142V173H139V172H137L136 170H134L135 171V173L136 174H140V175H137L138 177L139 176H141L140 178H136L137 180H138V182L141 180V178H142V174L144 173V174H147V172L148 173H150L151 175H152V170H153V168H158L156 165H158V163H159V166H161V170H160V167L158 168V170L159 171H166V172H164L163 173V171L160 173V172H158L157 170V172L154 170L153 171V174L154 175H156V174H158V176L156 175V176H151L150 174H148V175H150L151 177H152V179H154V178H156V177H158L159 178V176H160V180L159 179H157L158 181H160V182H158L157 180V182H156V184L158 183V185H156L155 186V184H154V186L155 187H153V188H151L154 192H151V191H149L148 190V186H152V183L153 182H151V181H154V180H152L151 178V180H149L148 178H142V181H143V179H148L151 183H148L149 181L147 180V183L145 184L144 182H143V184H140V186L142 185H147L146 186V189L149 191V192H151V193H154L155 194V192H156V197L157 196H161L162 195V193H163V197L161 198V199H163V203L159 200L158 201V199L155 197V195L154 194H151V196L152 197H154L155 199H157V200H155L154 198H149L148 200H151V202H149V201H147V202H145V199H147L148 198V196H146L145 197V195H149V192L145 189L144 190V188H142V187H140V190H138V188H139V186H137L136 185V183L137 182H134V181H136L135 180V178H133V177H135V173L134 174H132L133 172L132 171H129L130 173H128L127 172V169L124 167V165L123 164H125V163H127L126 161H120L119 159L121 158V152L123 151V150H121V152H119V151H117V150H114L115 152L113 153V150L111 149L112 148V146H110L111 148V152L115 155H117V153L120 155H118V159L116 158V156H113L112 158L110 157L111 156V152L109 151L108 153H110L109 155H107V159L106 158H104V157H102L101 156V153H100V155L98 154V152H96L95 154H98L99 156H101L105 161H106V163H104V164H107V165H109L108 163H110V166H107V168L109 167V168H111V167H113L114 166V168H111L112 170L113 169H115V170H113V173L111 172V175H109L110 173H109V171H108V169L105 167V165H104V167L105 168H103V166H102V162H104L103 161V159L102 158H98L97 156L98 155H95V157H97V159H95V157L93 156V158L95 159H93V158H91V162H89V158L90 157H88V151L90 150V149H92L91 148V146L93 147V145H92V142H90V140H87L86 142L87 143H77V142H74V144H76L77 146H78V149H77V147L75 146L74 147V144H72V146L71 145H69V143H68V146H70V148H72L73 149V151H74V149L75 150H77L76 152L78 153V150L79 149H81L79 146H83V148H85L84 147V145L87 147L86 149H88L87 150V152H85V149L83 150V149H81V150H79V152L80 151H82L83 150V153L81 152V154H86V156H87V158H83V160H87L88 159V161H87V166L85 165L86 163V160L85 161H83L81 158H82V156H81V160L80 161H78V162H76L77 160H79V158L78 157H80L79 156V154H76L77 155V158L75 157V160L76 161H74L75 162V164L77 163V164H80V162H81V164H82V162L83 163H85V164H83V167H81L80 165H78L77 167H75L74 169H76L77 171H80L81 169H83V170H85L84 172H77V173H79V174H75L74 172L76 171H74V172H72L74 169H73V167L75 166V164H73V162L71 161L72 160V158L70 159V157L65 153L66 151H68V150H72V149H69V147L68 146H66L67 145V141L65 140L63 143L65 144V145H61V144H59L60 143V141H61V143H62V140H60L59 141V143H56V144H59V146L58 145H54V147L55 148H58L57 149V152H63V153H65V159H62V160H59V161H57L58 159H61L62 158V154H61V156H60V158H59V153H57V152H55L53 149V151L55 152V153H57V155L52 151V153L53 154H55V158H56V161H55V159L54 158H50V157H54L53 156V154H52V156H50V154L48 155L47 153V155L48 156H50L49 157V159L48 158H46V156L47 155H45V158L46 159H48V160H50L51 159V161H50V163L49 164H47V162H46V159L44 160V155H42V153H41V157H42V159L40 158V159H38V161H36L37 160V158H36V160L34 159L33 160V158H31L29 161H24V159H22V160H20V159H15V161H17L16 163L13 161L12 162V160L13 159H11V158H14V157H9L10 159H11V162L9 161V162H7L8 164H13V165H11L12 167H8V166H10V165H7L6 164V161H2V163H4V165H2V167H3V169H4V172L6 173V176H7V179H9V177H10V180L7 182V184H9L12 188H13V186L11 185L13 182H15V181H19L18 183H20V182H22L23 184L25 183V184H28V183H26V180H24V181H20V180H22V179H25L27 176H29V173L30 174H32L33 175V177H32V182L33 183H31V181H30V184H32L33 185V188H32V185L31 186H29V184H28V186L26 185H22V183H21V185H20V187H18L17 186V182L16 183H13V185H15L16 184V186H17V190H21L20 188L22 187V194H25V195H22L21 193H18V191L16 190V188H14L15 189V192L17 191V193H12V188L10 187V186H7L6 187V190H7V188H9V193H10V195H12V199L11 198H9V197H11L10 195H9V193H6V194H8V195H5V196H7V197H5V198H7L8 199V201L7 200H4V201H6L5 203L6 204H4L3 202V204L7 207L8 206V204H7V202H9L10 204H9V206H11V205H15V206H18V203H17V201H19L20 202V204L19 205H21V203L23 202V201H25V200H28L29 199V204L31 205H25L24 207H23V209L25 208V210L23 211V209H22V213H23V215H25L24 216V218H21V217H19V219H20V221H22V224H19V223H21L20 221H19V219H18V215L19 214H21V210L18 208V207H20V206H18L17 208L18 209H16L15 211H16V215H17V218H16V215H14L13 213H12V210H11V215H9L10 213H8V216H13V218L14 219H17V221H15V222H17L20 226L19 227H21V229L24 231V233L26 234V236H25V238L27 237V236H29V234H27V233H29V232H31V231H33L32 229L33 228H35L36 227V229H34V234H32L33 232H31V234H30V237H32V236H36L38 239H39V236H41L40 237V239L43 241V244H41L42 243V241H41V243H40V239H39V241H38V239H36V237H35V241H34V239H32L31 238V240L35 243V246H37V244H39V246H42V247H47V248H45V251H44V254H47V255H49L50 254V252H55V255H54V253L52 252V256H55V257H61V256H65L66 255V252H65V250L64 249H66V246H67V243H68V248H70V246H71V248L72 249H74V250H72V251H74V252H72V251H70V252H72V255L75 253H77L78 254V252L80 253L81 252V250L80 249H78L77 248V246H75V245H77V243H79V241H80V243H81V245H79L80 247H82V244L83 245H85V247H87V251L88 252H91L92 254H93V252H94V257H100L99 255H101L102 254V256L103 257H105V258H108V260L110 261H108V263H106V264H112V261H113V263L114 264H118V260L120 261L119 263L120 264H147V262H148V264H163V262L164 261H168L167 263L169 264H171V262H172V264H174L175 262H177L178 264H198V263H200V260L202 261V259L203 260H205V262L207 261H211V259H212V262L214 261L213 259L214 258H216V260H215V262L216 261H218V258H217V256L218 257H222V258H220L219 260H223L222 262H219L218 261V263L219 264H223V263H228V261L229 260H236V262H231L230 264H234V263H238V264H258L260 261H261V263L260 264H264V253L262 254V253H260L259 254V251H261V250H259V249H256V248H254V247H252V245L251 244H253L254 246H255V244L256 243H258L259 241V243H260V245H261V247H262V237H261V235L264 233V220H263V215H264V210L262 211V208L264 209V203H262V199H261V201L259 200V199H256V198H258L257 197V195L256 194H258V191H256L257 193L255 194V190L252 188V184H253V187L256 185V183H257V181H259L260 180V176H258V175H261L260 174V172L262 173V170H259L260 172L258 173V171L256 172V167L255 168H253L254 166H252L251 168H250V166H248L249 165V163L246 161V163L244 162L243 163V161L244 160H246V159H244L241 155H239V156H241V160H242V162H241V160H239V159H235L236 160V162L237 161H239V162H235V160H228L229 159V157L233 154L232 152L235 150V149H232V151H231V155H228L227 154V156H229V157H227L226 156V154H224V153H222L221 152V148L223 147V145L225 146V145H228V143H229V140H230V137H231V135H232V137L231 138H233V143L235 144L236 142L237 143H239L240 142V138H241V136L243 135L242 133H245V135L246 134H248L249 132L247 131V128L246 129H244V130H240L242 133L240 134H237L238 132L237 131H235V132H237V133H235V132H232V131H234L233 129H236V130H238L239 131V128H241V127H237L238 126V123H240L239 124V126H242V124H243V120H244V123H245V121H247V120H249V118H248V115L247 114H249L248 112H244L247 116V119L246 118H244V117H242L243 118V120H241L242 118H241V116H242V111L240 112V111H238V113H236L238 116H236V115H234L235 113V111L234 110H232V111H230L231 112V115L229 114V112H226V115H225V112L224 111H226L225 109H229V108H223L224 109V111L223 110H221L220 108H219V110H221V111H223V114H222V112H221V114L224 116H226V118H224V117H222V115L219 113L220 111L218 110V108H217V110L215 109H212ZM19 110H17V111H19ZM210 110L212 111V113L210 112ZM230 110V109H229ZM110 112H112V110H109ZM179 111H181V112H179ZM204 111L206 112V114H208L209 112H210V116L209 115H206L205 113H204ZM215 111V112H214ZM218 112V114L219 115H221V116H219L218 114H216L217 112ZM14 112H10V115L12 114H14ZM92 112V111H91ZM94 112V114L92 113V114H89V116H88V119L89 118H91V117H96V114H95V111H93ZM107 111H105V113H106ZM110 112H107L108 113V116H110V117H108L107 115V117L104 115V114H101V113H103V112H101L100 113V117H102V115H103V117H102V119H105V120H107V119H110L111 118V113ZM113 112H116V111H113ZM112 112V113H113ZM144 112H145V110H144ZM237 112V111H236ZM239 112H240V117H239ZM109 113H110V115H109ZM122 114H123V112H121ZM125 113V112H124ZM140 113V112H139ZM142 114H144L143 112H141ZM204 113V114H203ZM216 114V115H218V116H214V114ZM243 113V116H245V114ZM29 114H31V113H29ZM97 114H98V112H97ZM129 116H131L132 114H130L129 112L127 113ZM134 114V113H133ZM137 114V113H136ZM142 114H139V115H142ZM147 114H150V115H147ZM203 114V115H202ZM211 114H213V116L211 115ZM234 115V121H233V115ZM10 115L8 114L7 116H9L10 117ZM11 115V116H12ZM24 115H26V117H27V115L28 114H25L24 113ZM92 115V116H91ZM94 115V116H93ZM114 116L115 115H118L117 113L115 114H113ZM128 115H126L125 114V116H128ZM138 115V114H137ZM144 115V116H145ZM179 115H182L183 116V119L182 120H177V119H174V117H176V116H179ZM190 115L191 116H193V117H190ZM227 115H229V116H227ZM250 115V114H249ZM3 116H6V113H5V115H3ZM4 117V119H8V117ZM15 116V115H14ZM134 116H135V114H134ZM144 116H142V117H144ZM145 116V118H147V119H149V117H146ZM207 116H209V117H207ZM17 117H19V116H17V114H16V116H15V118H14V120H11V119H13L12 117H10V119H9V121H5L4 119V121H5V123H4V127L6 126V127H10V128H13V129H11L12 131H14V130H17V128H18V132L17 133H20V134H17L16 132V134H17V138H19L18 140H20L21 138V140H20V142L19 141H17V138H16V140H15V142H18V144L19 143H22L21 141H23V137L24 136H20V137H18V135H21L22 133L21 132H23V135L25 134V132H26V129H23L22 127H20V128H22V129H20V131L21 132H19V126H23V125H25L24 124V122L22 123V124H18L17 125V123L19 122L20 123V121L22 122V121H24V120H22V119H20V117L19 118H17ZM25 117V116H24ZM97 117H99L98 115H97ZM132 117V116H131ZM206 117V118H205ZM214 118V117H217V119L218 120H216V121H214L215 119H211V118ZM221 117H222V119L224 120V121H221L222 119H221ZM228 117V118H227ZM229 117H231V118H229ZM237 117V118H236ZM190 118V119H189ZM192 118V119H191ZM241 118V119H240ZM18 119H20V121H18ZM26 119V118H25ZM102 119H99V121L101 122V120ZM147 119L146 120H143L144 122L146 121L147 122ZM208 119V120H207ZM221 119V120H220ZM225 119H227V121H229L228 119H230L231 120V122H233V126L235 125L234 123H236V125H235V128L233 127V126H231V127H233V129L232 130H230L231 128H228V127H230V125L227 127L226 125H227V123L228 122H225ZM17 120V121H16ZM130 120V119H129ZM127 121L126 120V122H128L129 123V125H130V123H131V125H132V123H134V121L133 120H130V121ZM150 120H151V118H150ZM186 120V121H185ZM209 120L211 121L210 123L211 124H209ZM240 120V121H239ZM12 121H13V124H12ZM103 121V120H102ZM131 121H133V122H131ZM214 121V122H213ZM221 121V123L223 124H220V125H218L219 123L218 122H220ZM238 121V122H237ZM9 122V123H8ZM17 122V123H16ZM106 122H109V120L108 121H106ZM104 123V122H102L103 124H108V123ZM136 122V121H135ZM143 122V123H144ZM146 122H145V124H146ZM230 122V121H229ZM230 122V123H231ZM242 122V123H241ZM0 123H2L1 122V120H0ZM8 123V124H7ZM110 123V122H109ZM142 123V122H141ZM182 123V124H181ZM213 123V124H212ZM3 124V123H2ZM12 124V125H11ZM97 124L98 125H100V123L99 122H97ZM147 124H149L148 122H147ZM224 124H225V128L224 127H222V126H224ZM229 124V123H228ZM246 124H247V126H248V122H246ZM1 125V124H0ZM102 125V124H101ZM100 125V126H101ZM216 125V126H215ZM222 125V126H221ZM1 126H3V125H1ZM15 126V127H14ZM26 126V125H25ZM145 126H149V131L150 130H152V129H150L151 128V125H145ZM195 126V129L193 128ZM220 126V127H219ZM246 126V127H247ZM4 127H3V129H4ZM24 127V126H23ZM189 129H188V128ZM197 127V128H196ZM237 127V128H236ZM9 128V129H10ZM212 128V129H211ZM218 128V129H217ZM224 128V129H223ZM228 128V131L227 130H225V129H227ZM263 128H264V123H263ZM9 129H7L6 128V131L4 132V135L5 136H7L8 134H9V136L13 133V132H11V130H9ZM185 129H187V130H185ZM192 129H194V130H192ZM222 129V130H221ZM7 130L10 132H7ZM146 130H147V128H146ZM218 130V131H217ZM28 132H27V134L28 135H26V140L28 139V140H31L32 138H34V141H35V137H33V135L32 134H34V132H36V130L34 131V132H32V134L30 135V132H29V130H27ZM148 131V132H149ZM214 131V132H213ZM220 134L221 132V134L220 135H222L221 137L220 136H218L219 134H217L216 135V133L217 132ZM227 131V132H226ZM229 131H231L232 133H234V134H232L231 132H229ZM144 132L146 133V131L144 130ZM147 132V133H148ZM213 132V133H212ZM226 132V133H225ZM15 133H13V137L15 136ZM146 133V134H147ZM231 133V134H230ZM151 134V133H150ZM228 134H229V136H228ZM227 135V136H226ZM42 136H44V135H41V137ZM217 136V137H216ZM236 136V137H235ZM237 136H240L239 138H237ZM29 137H30V139H29ZM219 137V138H218ZM225 137H226V141H225ZM216 138V139H215ZM224 138V139H223ZM227 138H229V139H227ZM236 138V139H235ZM15 139V138H14ZM216 141H215V140ZM239 139V140H238ZM25 140V139H24ZM25 140V141H26ZM219 140H221V141H219ZM232 140V139H231ZM44 139L42 140V143L44 144ZM191 141V140H190ZM215 141V142H214ZM72 142V143H73ZM90 142V143H89ZM225 144H224V143ZM227 142V143H226ZM23 143H25V145H26V143H27V141L26 142H23ZM19 144L20 146H25L24 144ZM29 143H31V142H29ZM33 143H37V142H33ZM39 144L38 145H40L41 144V142H38ZM62 143V144H63ZM110 143V142H109ZM145 146H142L143 148L142 149H145V147L147 146L148 147V143H144V142H142ZM222 143H223V145H222ZM236 143V144H237ZM28 144V143H27ZM53 143H50V145H52ZM70 144H71V142H70ZM84 144V145H83ZM89 144H91V145H89ZM190 145L189 147H188V145ZM204 144H205V146H204ZM232 144V143H231ZM47 145H48V143H47ZM63 147V148H61V146ZM90 147H89V146ZM140 145V144H139ZM151 145V144H150ZM151 145V146H152ZM174 145V146H173ZM221 145V146H220ZM230 145V144H229ZM233 145V144H232ZM27 146V145H26ZM29 146V145H28ZM49 146V145H48ZM64 146H66V147H68V148H64ZM193 146V147H192ZM203 146V147H202ZM206 146H209V147H212L213 146V148H210V150H209V148L208 147H206ZM214 146H216V147H214ZM50 147H53V145L52 146H49L48 148H50ZM141 147V146H140ZM140 147H137V146H133V147H131V149H133V148H140ZM175 147V148H174ZM195 147V148H194ZM232 147V146H231ZM90 148V149H89ZM95 148H98L97 146H95ZM94 148V149H95ZM130 148V147H129ZM160 148V149H161ZM181 148V149H180ZM208 148V149H207ZM60 149V150H59ZM66 151H65V150ZM115 149V148H114ZM153 150V149H151V147L150 148H148L147 150H145V151H150V150ZM173 149H175V151H173ZM182 149H185L186 151H189L190 153H191V155L187 152V154H185L186 152L184 151V150H182ZM213 149H214V151H213ZM216 149V150H215ZM195 150V151H196ZM200 150V152H198ZM209 150V151H208ZM73 151H71L72 152V154L75 152H73ZM177 151H180V154H179V152H177ZM206 151H208V154L213 158L214 157V159H215V163L214 162H212V160L210 159V161L208 160L209 158H208V156L206 155V156H204L203 157V155H205V152ZM212 151H213V153H212ZM85 152V153H84ZM174 152H176V154L174 153ZM183 152H185V153H183ZM218 152V153H217ZM69 153V152H68ZM196 153H195V155H196ZM8 156H9V154L8 153H6ZM170 154V155H169ZM180 155L181 157H179L178 155ZM183 155V158H182V155ZM212 154V155H211ZM214 154H215V156H214ZM220 154V155H219ZM70 155H71V153H70ZM75 155V156H76ZM106 154H104V156H105ZM146 155H148V154H146ZM150 155V154H149ZM169 155V156H168ZM186 155H188V156H186ZM235 154H233L232 156L234 157V158H240L239 156L238 157H235V156H237V154L234 156ZM58 156V157H57ZM67 156H68V159H67ZM166 156H168L169 158H170V160L171 161H168V157L166 158ZM186 156V157H185ZM189 156L191 157V156H193L192 157V159L190 158L189 159ZM209 156V157H210ZM72 157H73V159H74V154L72 155ZM106 157V156H105ZM114 157L117 159V160H119V162H121V164H117L116 166H115V164H116V162L115 161H117L116 159H115V161H113L114 160ZM157 157V158H158ZM207 157V158H206ZM216 157V158H215ZM228 158V159H225V158ZM233 157H231L232 159H234ZM4 159H7V161L9 160L8 158H6V156L5 157H3ZM2 158V160H4ZM58 158V159H57ZM64 158V157H63ZM147 158H148V156H147ZM188 158V159H187ZM203 158L204 159H207V162H209V163H207L206 162V160H205V162L207 163H205V162H203L202 164H201V161H203ZM218 158V159H217ZM243 158V159H242ZM54 159V160H53ZM70 159V160H69ZM111 159H113L112 161H110ZM221 159V160H220ZM223 159V160H222ZM47 160V161H48ZM52 160H53V162H52ZM92 160H94V161H92ZM99 161L98 162V164H97V168H98V166H101L102 168V170H100V171H98V172H95L96 170H97V168H96V170H93V169H95V167H92L93 165H92V163H94V165H96V163H97V161ZM142 160V161H143ZM181 160H183V162L181 161ZM190 161L191 163L192 162H194V161H196V163L194 164V163H192V165H191V163L190 162H188V161ZM192 160H194V161H192ZM219 160V161H218ZM24 161V162H23ZM33 161H35V162H37V163H41V165H43L44 163H46L45 165H43V167L39 164L38 166H37V163H36V166L34 165V166H32V167H35V170L37 171V169H38V177H37V180H36V177H35V180H34V176H36V175H34L33 174V172H35V174H36V171L32 168V167H29V168H26L28 165H32V164H34V163H31V162H33ZM96 161V162H95ZM172 161H173V163H172ZM200 161V162H199ZM214 161V160H213ZM222 162V163H219V165L221 166V168L219 167V165H216V163L217 162ZM234 161V162H233ZM27 162H29V164L27 163ZM49 162V161H48ZM52 162V163H51ZM108 162V163H107ZM111 162H115L114 164L113 163H111ZM125 162V163H124ZM130 161H128V163H129ZM132 162H133V160H131V163H129V164H127V166L128 167H131V170H132V167L133 166H135V164L133 163V165H131L130 166V164H132ZM160 162L161 163H163V164H161L160 165ZM166 163V165H164L165 163ZM226 164H225V163ZM230 162H232V163H230ZM19 163V164H18ZM69 163V164H68ZM71 163H72V166H71ZM142 163H143V165H142ZM147 163H149V164H147ZM151 163V164H150ZM168 163H170L171 164V167H172V164L173 165H175V169L178 171H175V173L176 174H178V176L176 175L175 176V173H174V171L173 170H175L173 167H172V170H170V171H172V172H169V170H168V167L169 168H171L170 167V165L168 164ZM178 163V164H177ZM181 163H184V164H182L181 165ZM188 163H190V164H188ZM198 163H200L201 165H204V166H206V169H208V170H206V172L207 171H209L210 169V171H212L213 173L215 172V170H216V168H217V170L220 172H216V175H219V177H217L216 179H220L223 183H221V182H219L218 184L217 183H215L214 181V178H213V176L215 175V173L213 174L212 172H203V175L206 173L208 176L210 175L209 173H211V174H213V176L212 177H209L210 178V180H214L213 182L215 183V185L214 184H209V182H210V180L208 179V177H204L203 175H202V171H204L205 169L203 168L204 166H200V164H198ZM211 163V164H210ZM229 163V164H228ZM233 163H234V165L235 166H238L237 168L236 167H234V165H233ZM242 163L245 165L244 166V170L242 169L243 168V165H242ZM248 163V164H247ZM5 164L7 165V166H5ZM23 164V165H22ZM26 164H28L27 166H26ZM112 164H113V166H112ZM168 164V165H167ZM215 164V166H213ZM218 164V163H217ZM225 164V165H224ZM231 164H232V166H231ZM238 164V165H237ZM46 165H50L51 167L50 168H48V166H46ZM69 165V166H68ZM121 165V166H120ZM126 165V164H125ZM152 165H154L155 167H153ZM180 166V168L181 167H184V170H185V166H193L194 167V165H195V168H193L192 167V170L190 171V172H192L191 174H190V172L189 173H187L188 171H184V173L186 174V176H187V179H188V175H189V179H188V183H187V181H186V179H184L185 178V174L183 175V174H181L182 172H183V168H181V170H180V168H179V166ZM183 165H185V166H183ZM196 165L199 167V168H196ZM207 165H208V167H207ZM209 165L210 166H212V167H209ZM13 166H15V168H13ZM39 166H41V167H39ZM79 166L81 167V168H79ZM86 168H85V167ZM122 167V168H124L123 170H125L126 171V173L127 174H130L131 176H130V178H131V180H132V182H131V185H132V183H133V185L131 186V188L133 189V190H135V188H137L135 191H140L141 192V196H139L140 195V192H139V194L136 192V194H137V197H136V195H135V198H133V200L135 201V199H139V201L141 202L142 200H143V198H144V201H142L141 203H143L144 205H145V203H146V205L144 206L143 204H141L140 202H139V206L141 207L142 206V208H140V207H137V205L136 204H138V200H136V202L137 203H133V204H135V205H133V204H130V203H132L133 202V200H129V199H127L125 196H124V194H123V192L122 191H116L114 194H113V196H115V198H114V200H112L113 199V196H110V201L108 200V196H107V199H104L103 198V195H101V194H103V193H100V192H104L105 190H108L109 188H110V190H112L113 188H116L117 189V187L118 188H124L125 186L123 185V183H122V181H121V178L120 177H123L122 175H123V173H118V174H121V176L120 175H118L116 172L117 171H119L120 170V167ZM186 167V168H188V169H186V170H190L191 169V166L190 167ZM225 166V167H224ZM18 167H19V170L21 171L22 169L23 170H26L25 172L23 171V172H21L22 174L24 173L25 175H26V173H28V175H26V177H25V175H24V177L22 176V177H20L21 176V173H20V171H19V174H18V172L16 171V168H17V170H18ZM37 167V168H36ZM52 167H54V168H52ZM88 167H92V169H88ZM119 168L117 171H116V168ZM153 167V168H152ZM232 167V169H230V168ZM248 167V169L247 170H245L246 168ZM12 168H13V170H12ZM31 168L33 169V171L31 170ZM41 168H44V169H50L49 170V172H46L45 170H43V173H42V177L40 176V174H39V172H42L40 169ZM70 168V169H69ZM80 170H79V169ZM85 168V169H84ZM122 168H121V170H122ZM141 168V169H140ZM150 168H152V170L150 171ZM190 168V169H189ZM204 170H203V169ZM222 168L224 169V171H229V170H235V169H233V168H236L237 170H235V173L233 172V171H230V172H232V173H230V175L232 176H230L228 173V171L227 172H225L224 173V175H223V171H222ZM225 168H226V170H225ZM229 168V169H228ZM253 168V169H252ZM11 169V170H10ZM48 169H47V171H48ZM99 169H100V167H99ZM105 169L107 170V171H105ZM165 169V170H164ZM199 169V170H198ZM202 169V171L200 172V170ZM213 169H214V171H213ZM238 169H241V171L243 172H241L242 174H240V172L238 173L237 171H239ZM252 169V170H251ZM258 169V168H257ZM69 170H71V172L69 171ZM83 170H81V171H83ZM128 170H130V168L128 169ZM168 170V171H167ZM193 170H195L194 171V173H193ZM197 170V171H196ZM216 170V171H217ZM101 171H103V172H101ZM144 171H146V172H144ZM150 171V172H149ZM245 171V172H244ZM32 172V173H31ZM44 172H46L45 174H44ZM93 172V173H92ZM99 172H101V175H99L100 173ZM106 172H108L107 174H108V176L105 174ZM115 172V173H114ZM123 172V171H122ZM181 172V173H180ZM72 173L74 174L73 176H74V178L73 179H75V180H77V181H75V183H74V185L72 184V182H71V179H72ZM98 173V174H97ZM168 173H170L169 174V177H168V175L167 174ZM173 173H174V176H173ZM229 175H227V174ZM247 173V174H246ZM252 175H251V174ZM257 173V174H256ZM13 174V175H12ZM116 174L119 176V177H117L116 176ZM165 174V175H164ZM172 174V175H171ZM195 174V175H194ZM202 175V177H204V180L201 178V175ZM205 174V175H206ZM227 176H226V175ZM245 174H246V176H245ZM17 175H19L18 177H15V176H17ZM32 175H30L29 177H27V181H29L30 179H31V176ZM92 175V176H91ZM105 175V176H104ZM115 175V176H114ZM132 175H134L133 177H132ZM180 175V176H179ZM184 176V177H181V176ZM196 175H198L199 177L197 178V176ZM206 175V176H207ZM215 175V176H216ZM239 175H241L240 177H239ZM245 176V178H249V180L250 181H248V179H244L243 180V177ZM250 175V176H249ZM264 175V174H263ZM11 176L12 177H15V179L14 178H11ZM80 176V177H79ZM110 176V177H109ZM146 176V175H145ZM150 176H148V177H150ZM174 178H173V177ZM211 176V175H210ZM238 176V177H237ZM243 176V177H242ZM40 177L42 178L41 180H42V182H41V180H40ZM106 177H108V178H106ZM171 177V178H170ZM177 177V178H176ZM180 177L183 179V180H180ZM251 177V178H250ZM16 178H17V180H16ZM20 178H22V179H20ZM89 178H91V179H89ZM94 178V179H93ZM112 178H113V180H112ZM114 178H115V180H114ZM130 178H129V180H130ZM133 178V179H132ZM165 178V179H164ZM212 178V179H211ZM230 178H232V179H230ZM236 178V179H235ZM238 178V179H237ZM239 178L240 179H242V181L241 180H239ZM12 179V180H11ZM13 179H14V181H13ZM20 179V180H19ZM177 179H178V181H177ZM194 179V180H193ZM204 181L205 182V180L206 181H208V182H205V184H207V187L205 188L204 187V185L205 184H203L202 182L201 183H199L200 181ZM226 179V180H225ZM262 179V178H261ZM34 180V181H33ZM39 180H40V183H39ZM69 180H70V183H69ZM122 180H125V178L123 177L122 178ZM130 180V181H131ZM172 180V181H171ZM189 180H191V181H189ZM197 181V183H195L196 185H193V181ZM219 180V181H220ZM12 181V182H11ZM116 181V182H115ZM142 181H140L141 183H142ZM175 181L177 182V184L175 183ZM182 181V182H181ZM195 181V182H196ZM199 181V182H198ZM218 181V180H217ZM241 181V183H239ZM245 181L247 182V184L245 183ZM255 183H254V182ZM6 182V181H5ZM76 182H77V184H76ZM103 182V183H102ZM114 182V183H113ZM146 182V181H145ZM155 182V181H154ZM165 182V183H164ZM191 182H193L192 184H191ZM212 182V181H211ZM243 182V183H242ZM248 182H249V184H251L250 186H251V188L249 189L248 188V192L249 193H251L252 194V196L254 195V197H255V195H256V197H255V199H254V197H252V199H251V197L248 195L249 193H247V188L245 189L246 190V192H244L245 193V196L244 195H242V193H243V191H241V190H243L242 189V187L240 188V187H238L240 184H243V185H248ZM84 183V184H83ZM108 183V184H107ZM113 183V184H112ZM117 183V184H116ZM168 183V184H167ZM182 183V184H181ZM190 183V184H189ZM220 183H221V185H222V187H223V185L224 186H227V187H224V188H222L221 186H220ZM232 183V184H231ZM36 184H37V186L39 187V185L41 186L40 188H42V186H43V188H42V191L40 190H38V189H40V188H36L37 186H36ZM39 184V185H38ZM103 184V185H102ZM116 184V185H115ZM179 184V185H178ZM185 184V185H184ZM187 184H189V185H192V187L190 186V188H192V189H190L189 187H188V185ZM200 184L202 185L201 187H200ZM239 184V185H238ZM114 185H115V187H114ZM123 185V186H122ZM183 185V186H182ZM211 185V186H210ZM236 185V186H235ZM2 186H6V185H4V182H3V185ZM23 186H25L26 187V189H24L25 187H23ZM80 186V187H79ZM117 186V187H116ZM135 186H137V187H135ZM150 186V187H151ZM175 186V187H174ZM213 186V187H212ZM229 186V187H228ZM233 186V187H232ZM73 187V188H72ZM109 187V188H108ZM143 187H145V186H143ZM177 187V188H176ZM179 187V188H178ZM187 187V189H185ZM209 187V188H208ZM212 187V188H211ZM237 187V188H236ZM247 187H249V186H247ZM19 188V189H18ZM27 188H29V189H27ZM106 188V189H105ZM125 188H127V187H125ZM190 189V192L188 191L189 189ZM195 188V189H194ZM205 190V189H207V190H211L212 191V193H211V191L210 192H207V190H205L206 191V194H205V192L203 191V189ZM222 188V189H221ZM235 188V189H234ZM240 188V189H239ZM1 189H3L2 187H1ZM116 189H114V190H116ZM142 189H143V192H142ZM150 189V188H149ZM179 189V190H178ZM198 189V190H197ZM200 189V190H199ZM202 189V190H201ZM231 189V190H230ZM253 189V191H251L250 192V190H252ZM25 190V191H24ZM26 190H28L29 192H30V190H31V193H29V192H27V193H25L26 192ZM33 190H38L37 191V193H39L38 195L39 196H37L36 197V194H35V197H34V194H33ZM90 190V191H89ZM176 190V191H175ZM180 190H181V192H180ZM184 190H186V192L184 193V195L187 193V197H189V195L190 196H192V194L195 196H192V198L190 197L189 199H187V198H185V196L184 195H182L183 194V192H184ZM193 190V191H192ZM195 190V191H194ZM230 192H229V191ZM236 190V193L234 194L233 192ZM240 190L241 192L239 193L238 191ZM3 191H5L4 189H3ZM173 191H175L174 193H173ZM179 193H178V192ZM221 191H222V193H221ZM5 192H7V191H5ZM20 192V191H19ZM24 192V193H23ZM118 192V193H117ZM165 192V193H164ZM166 192H167V195H169L168 197L167 196H164V194L166 195ZM191 192H193V193H191ZM217 192V195H218V197H217V195L216 194H214V193H216ZM220 192V193H219ZM241 194L240 195V197L238 196L239 194ZM36 193V192H35ZM158 193L159 194H161V195H158ZM173 193V194H172ZM195 193H196V195H195ZM197 193H198V195H197ZM208 193V194H207ZM231 193H233V195L231 194ZM243 193V194H244ZM16 194V197L14 196V195ZM30 194H32L31 196H30ZM214 194V195H213ZM222 194V195H221ZM231 194V195H230ZM236 194H237V197H236ZM17 195L19 196V195H22V196H20L21 198H22V200H21V198L20 197H17ZM30 197H28V196ZM97 195V196H96ZM99 195V196H98ZM180 195V196H179ZM182 195V196H181ZM234 195H235V197H234ZM260 197L259 198H262L261 197V195H262V192H261V195H260V191H259V194H258ZM264 195V194H263ZM23 196H27L28 198L26 199V197L24 198ZM88 196V197H87ZM102 196V197H101ZM150 196V195H149ZM184 196V197H183ZM198 197V199H197V197ZM202 196H204V199L203 198H200V197H202ZM215 196V197H214ZM244 196V197H243ZM15 197V198H14ZM33 197V198H32ZM97 197V198H96ZM112 197V198H111ZM139 197H141V198H139ZM167 197V198H166ZM181 197V198H180ZM210 197V198H209ZM213 197V198H212ZM230 197V198H229ZM239 197V198H238ZM19 198V199H18ZM106 198V197H105ZM170 198V199H169ZM207 200H206V199ZM211 199L210 201H209V199ZM228 200H227V199ZM232 198V199H231ZM238 198V199H237ZM241 198V199H240ZM243 198H244V200H243ZM247 200H246V199ZM11 199V202L9 201ZM14 199V200H13ZM16 199V200H15ZM141 199V200H140ZM184 199V200H183ZM185 199H187L186 201H185ZM197 199V204H194ZM200 199V201L201 200H204L201 204H203V205H201L200 204V201H198ZM215 199V200H214ZM219 199H221V200H219ZM224 199V200H223ZM230 199V200H229ZM233 199H235V200H238V201H248V202H246L244 205L246 206H242V202H236V203H238V204H235V206H233L234 205V203H235V201H232ZM249 199V200H248ZM180 200V201H179ZM181 200H183V204H182V201ZM191 202H190V201ZM254 200H256V201H254ZM14 203H17V205L16 204H13V202ZM16 201V202H15ZM211 201H214L213 203L211 202ZM260 203H259V202ZM27 201H25L24 202V204H27L26 203ZM115 202V205L113 204ZM159 202V203H158ZM165 202V203H164ZM168 202H173L172 203V205H171V203H170V206H169V204H168ZM175 202V203H174ZM185 202V203H184ZM190 202V203H189ZM218 204H217V203ZM229 202V203H228ZM258 202L259 204L257 205L256 203ZM12 203V204H11ZM149 203V204H148ZM186 203H189V205L187 204V206H186ZM192 203H193V205H192ZM220 203H222V204H220ZM248 203V205H246ZM252 203H254L252 206H254L255 204L257 205V207L259 208L258 209V211L257 210H255L257 207H256V205H255V209H252V207H251V204ZM23 203H22V205H24ZM114 206H113V205ZM152 204H153V206L155 207L156 206V208H151L152 210H151V213H149L150 211V205L152 206ZM166 205V206H163V205ZM181 204H182V207H181ZM199 204V205H198ZM209 204V205H208ZM210 204H212L211 206H210ZM220 204V205H219ZM229 204V205H228ZM240 204H241V206H240ZM34 205H37L38 206V210L36 209V207L37 206H34ZM133 205V206H132ZM169 207H168V206ZM218 205V206H217ZM228 205V206H227ZM237 205V206H236ZM13 206H11V208L13 209H15L16 207H13ZM31 207V208H28V210L30 211V209H32L31 211H30V213L32 214V216L31 217H29L30 219H33L34 221H33V223L31 222L32 220H30V219H27L26 220V214L25 213H28L27 212V207ZM112 206L114 207V209L112 208ZM131 206H132V208H134L135 207V209L137 210V209H139V210H132L131 209ZM147 206H149V207H147ZM157 206H160V207H157ZM185 206V207H184ZM202 206V207H201ZM224 206V207H223ZM231 206V207H230ZM248 206H250L251 207V209H249L250 211H248ZM262 206V207H261ZM21 207V208H22ZM42 207V208H41ZM184 207V208H183ZM225 207H228V208H226L225 209ZM237 207H239V208H237ZM241 207V208H240ZM244 207V208H243ZM35 210H34V209ZM111 208V209H110ZM145 208H147V209H149L148 210V212L146 213V211H144V209ZM171 208V209H170ZM221 208V209H220ZM244 210H243V209ZM254 208V207H253ZM13 209V210H14ZM41 209V210H40ZM121 209V210H120ZM141 209V210H140ZM186 209V210H185ZM224 209V210H223ZM247 209V210H246ZM8 210H9V208H8ZM17 210H18V212H19V210H20V212L19 213H17ZM50 210V211H49ZM108 210V211H107ZM109 210H110V214H108L109 213ZM131 210V211H130ZM178 210V211H177ZM179 210H181L182 212H185V213H183L182 214V216H184V214H186V216H188V218L186 217H182V216H180L181 214L180 213H182L181 211L179 212ZM188 210V211H187ZM223 210V211H222ZM253 210V211H252ZM26 211V212H25ZM35 211V212H34ZM39 211L40 213H38V214H36L37 212ZM47 211H49V212H47ZM175 211H176V213H175ZM228 211V214H232V213H234L235 214V216H234V214L233 215H228L226 212ZM231 211V212H230ZM244 211H247V213H252L253 215H249V214H247L246 212H244ZM106 212V213H105ZM177 212H178V214H177ZM239 212V213H238ZM46 213V214H45ZM105 213V214H104ZM145 213V214H144ZM172 213V214H171ZM214 213V214H213ZM224 213V214H223ZM261 213H262V217H261ZM13 214V215H12ZM103 214H104V216H103ZM108 214V215H107ZM138 214V215H137ZM141 214V215H140ZM151 214V215H150ZM176 214V216H175V218L173 217L174 215ZM180 214V215H179ZM218 214V215H217ZM220 214H222V215H220ZM225 214H226V217H225ZM248 216L249 215V217H247L246 215ZM258 214H260V216L258 215ZM22 215V214H21ZM20 215V216H21ZM22 215V216H23ZM102 215V216H101ZM143 215H150L149 217H147L146 218V216L145 217H143ZM173 215V216H172ZM178 215V216H177ZM205 215V216H204ZM218 217H224V219L225 220H219L220 218H216L217 216ZM259 217H258V216ZM28 216H29V214H28ZM27 216V217H28ZM239 216L241 217L242 216V218H240L241 220H245V219H247V224H246V222L244 223V221H240V219H239V222H238V220H236L235 218H239ZM251 216H253L252 218H251ZM35 217H37V219L35 218ZM135 217V218H134ZM176 217H178L179 219L177 220V218ZM180 217H182V218H180ZM215 217V218H214ZM222 217V218H223ZM255 217V218H254ZM261 217V218H260ZM139 218V219H138ZM142 218H145L146 220L147 219H149V221L147 220H145V219H143V221L145 220L146 222H142ZM157 218V219H156ZM170 218V220L171 221H175V222H171V221H169L168 219ZM206 218V219H205ZM227 218V219H226ZM256 219V224H258V226L256 225V224H254V219ZM24 219L26 220L25 222H24ZM100 219V220H99ZM113 219V220H112ZM135 219V220H134ZM202 219H203V221L204 220H211L212 219V221H213V223H211V221H208V222H210L209 224H213V226H210L209 227V225H207L208 224V222H207V224L205 223H202ZM250 219H252V221L250 220ZM30 220V221H29ZM39 222H38V221ZM100 221V222H98V221ZM141 222H139V221ZM232 220H234V221H232ZM263 220V221H262ZM36 221V222H35ZM54 221V224L52 223ZM135 221H138L137 223L135 222ZM153 221V222H152ZM189 221V222H188ZM225 221V222H224ZM252 222V224L250 225V223ZM26 222H27V224H26ZM31 222V223H30ZM36 223V225H35V223ZM204 222H206V221H204ZM223 224H222V223ZM227 222V224H229V226L227 225V224H225ZM231 222H232V224L233 225H235V224H238V226L239 227H236L237 225H235V226H233V227H231L232 226V224H231ZM16 223V224H17ZM23 223H25V225L24 226H22L23 225ZM39 223H40V226H39ZM103 223V224H102ZM136 225H135V224ZM160 223V224H159ZM259 223H260V225H262V226H260L259 225ZM17 224V225H18ZM29 224V225H28ZM35 225V227L33 226V225ZM224 224H225V226H224ZM241 224H242V226H241ZM250 226H249V225ZM27 225V226H26ZM33 227H32V226ZM207 225V226H206ZM221 225L223 226V227H221ZM247 226V228H249L250 230H246L245 232H244V230L243 229H245L246 228V226ZM256 225V226H255ZM26 226V227H25ZM161 226H163V228L161 227ZM195 226L197 227V228H195ZM241 226V227H240ZM254 226V227H253ZM28 227V228H27ZM30 227H31V231H29L30 230ZM225 227H227V229L225 228ZM253 229H252V228ZM262 227V228H261ZM24 228H27V229H25L24 230ZM136 228V229H135ZM199 228V229H198ZM228 228H230V229H228ZM232 228V229H231ZM39 229V230H38ZM95 229V230H94ZM213 229H214V231H213ZM220 229V230H219ZM225 229H226V231H225ZM236 230L237 229V231L238 232H236V231H234V230ZM27 230H28V232H27ZM38 230V231H37ZM42 232H41V231ZM93 230V231H92ZM108 230H109V232H108ZM163 230H164V232H163ZM194 230V231H193ZM199 230V231H198ZM217 230H219V231H217ZM243 230V232H244V234L246 233V232H248L249 231V234H243V232H241ZM256 230V231H255ZM261 231L262 230V232L263 233H259L258 231ZM39 231H40V234H39ZM67 231V232H66ZM76 231H77V233L79 232V233H81V234H78L77 235V233H76ZM215 231H217L218 233H216ZM234 231V235L236 236V239L237 238H239V237H237L238 235L237 234H239V235H241V236H243V238L245 237V236H247L249 239H250V241H248V240H243V238L242 237H240L239 239H240V241L241 240H243V241H241V242H243V244L241 243L240 244V241L238 242H236V239H235V236H229L230 237V239H229V237H227L228 235H226V234H229L230 232V235H233L232 234V232ZM254 233H253V232ZM27 232V233H26ZM63 232H65V233H63ZM70 232V233H69ZM205 232L207 233H209V235L212 233V235L214 236V232H215V238L217 237V236H219V237H221L222 235H223V233H224V237L225 238H220L221 240L222 239H224V241H223V243L225 242V240L227 239V246H228V248H224L226 245H225V243L223 244V243H221V244H218L217 245V243H219V242H216L215 240H214V237H211V236H209L208 237V233H207V235L205 234ZM227 232V233H226ZM67 233V234H66ZM250 233H251V235H250ZM42 234V235H41ZM44 234V235H43ZM61 234L63 235V236H61ZM71 234V236H69V235ZM77 236H76V235ZM85 234V235H84ZM141 234V235H140ZM216 234H218V235H216ZM253 234H254V236H253ZM258 234L260 235V236H258ZM57 235V236H56ZM60 235V236H59ZM65 235H68V237L69 238H66L65 237ZM80 235V236H79ZM143 235V236H142ZM249 235H250V237H249ZM136 236V237H135ZM140 236V237H139ZM253 236V237H252ZM30 237H28V238H30ZM58 237H62L61 239L62 240H65V241H68V239H69V242H67V243H65V241H62V240H60V241H62L61 243H59V242H56V240H58V239H60V238H58ZM205 237V238H204ZM246 237V238H247ZM259 237V238H258ZM66 238V239H65ZM77 238V239H76ZM83 238H84V240H85V238H86V240L85 241H87V242H85V244H84V241H83ZM211 240V242L213 241V243H214V245H211L210 243H209V239ZM234 238V240H232ZM255 238V239H254ZM78 239H80V240H78ZM109 239V240H108ZM201 239H202V241H201ZM206 241H208V242H206ZM208 239V240H207ZM228 239L229 240H231V242L232 241H234L235 243H236V245H237V247H235L236 245H232L233 243H231L230 242V244H229V241H228ZM253 239V240H252ZM259 239V240H258ZM37 240V241H36ZM217 241L219 240V238L218 239H216ZM220 240V241H221ZM238 240V239H237ZM45 241V242H44ZM47 241V242H46ZM78 241V242H77ZM221 241V242H222ZM97 242V243H96ZM162 242H163V244H162ZM165 242H166V244H165ZM171 242V243H170ZM206 242V243H205ZM216 242V243H215ZM248 242V243H247ZM256 242V243H255ZM70 243V244H69ZM75 243V244H74ZM201 243H203V244H207L205 247L207 248L208 246V250H210V246H212L211 248H213L214 246L216 247H214L215 249H211L212 250V253H209L208 251H207V249L205 248V247H201L202 245H200ZM234 243V244H235ZM237 243H239V244H237ZM244 243H246L247 245H249L250 247L248 248L247 246H245L246 244H244ZM44 244H46V246L44 245ZM51 244V245H50ZM58 244V246H57V248H59V246H60V248L59 249H56V245ZM59 244H61V245H59ZM71 244H74V248H73V246L71 245ZM196 244V245H195ZM233 246V247H235V248H237L236 250H235V248H232V249H234L235 251H233L232 249V251L230 250V246ZM31 245H34L33 243L31 244ZM62 245H63V249H62ZM64 245H65V247H64ZM70 245V246H69ZM221 245L223 246V250H222V248H221V250L224 252H220L219 250L217 251L216 249H218V247L220 246L221 247ZM244 247H246V248H244ZM51 246V247H50ZM78 246V247H79ZM239 246H241V247H239ZM54 247V248H53ZM77 248V252H76V248ZM79 247V248H80ZM84 247V246H83ZM160 247V248H159ZM161 247H163V248H161ZM157 248V250L158 251H154V249H156ZM201 248H202V250H201ZM203 248H204V251H203ZM243 248V252L245 253V251H248V249H249V253H247L248 255L251 253L252 255L254 254V253H252V251L254 250V249H256V250H254V252L255 251H257V253H255L256 255H258V256H255V257H257V260L259 261H257V260H254L253 262H252V260L255 258V257H253V259H252V257H251V254L249 255V259H250V257H251V259L250 260H248V259H246L247 258V254L245 255V254H243L242 253V251H241V249ZM49 250V251H47V250ZM50 249H52V250H50ZM62 249V250H61ZM141 249V250H140ZM160 249V250H159ZM226 249L228 250L229 249V252L227 253V251H226ZM244 249H246V250H244ZM56 250H57V252H56ZM99 250V251H98ZM101 250V251H100ZM114 250H116V251H114ZM128 250V251H127ZM162 250H165V251H167L168 253H169V250H172V251H170V254H171V256L172 257H170V254H166V257L168 258H164V256H163V253H164V255H165V251L164 252H162ZM193 253H191L190 251ZM226 252H225V251ZM47 251V253H45ZM59 251L61 252V253H59ZM62 251H64L65 252V255H63L64 254V252H62ZM177 251V252H176ZM200 251V252H199ZM203 251V252H202ZM208 252V254H209V256L210 257H208V255L206 254L207 252ZM213 251H217L218 253L220 252V256L218 255V253H216L217 254V256H216V254L215 255H211V254H213ZM241 251V252H240ZM49 252V253H48ZM98 254H97V253ZM128 252V253H127ZM162 252V253H161ZM174 252H176L175 254H174ZM178 252H180V253H182V254H178ZM214 252V253H215ZM237 252V253H236ZM262 252V251H261ZM59 253V254H58ZM120 253L123 255V256H121V258H120ZM126 253V254H125ZM187 253H190V254H186ZM231 253V254H230ZM234 253V254H233ZM243 255H242V254ZM70 254V253H69ZM74 254V255H75ZM114 254V255H113ZM163 256V259H166V260H163L161 257V255ZM198 255L199 257H197L196 255ZM202 254V255H201ZM206 256H205V255ZM226 255V256H224V255ZM235 254H237V255H235ZM240 254L242 255V257L244 256L245 257V259H244V257L241 259V256H240ZM125 255V256H124ZM156 255H157V257H159V255H160V257L159 258H161V259H159L158 258V260L159 261H157L156 262V260H157V257H156ZM168 255V256H167ZM175 255H176V257H175ZM234 255V256H233ZM238 255H239V259H238ZM262 255H263V258H262ZM151 256V257H150ZM154 256V257H153ZM195 256L197 257V258H195ZM201 256V257H200ZM202 256H203V258H202ZM215 256V257H214ZM233 256V257H232ZM141 257V258H140ZM150 257V258H149ZM156 257V258H155ZM185 257V258H184ZM195 259H197L198 260V262H197V260H196V262H194V258ZM214 257V258H213ZM234 257H237V258H234ZM116 258H118V259H116ZM126 258V259H125ZM170 258V259H169ZM175 258V259H174ZM184 258V259H183ZM190 259V260H188V259ZM202 258V259H201ZM206 258V259H205ZM207 258H211V259H207ZM234 258V259H233ZM152 259H156L155 261H153V263H152ZM263 260V262H262V260ZM136 260V261H135ZM160 260H163V262L162 263H159L160 262ZM169 260H171V261H169ZM227 260V262H225ZM248 260V261H247ZM180 261V262H179ZM193 261V262H192ZM243 261V262H242ZM252 263H251V262ZM126 262V263H125ZM183 262V263H182ZM187 262V263H186ZM190 262H192V263H190ZM203 262V261H202ZM202 262H201V264H202ZM207 262L205 263V264H207ZM211 262V263H212ZM240 262V263H239ZM165 263V262H164ZM166 263V264H167ZM209 263V262H208ZM210 263V264H211ZM60 264V263H59ZM74 264H76V263H74ZM176 264V263H175ZM204 264V263H203ZM213 264H215V263H213ZM217 264V263H216Z\"/></svg>",
  "mask_w": 264,
  "mask_h": 264
}]
</instances>
